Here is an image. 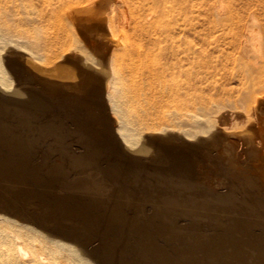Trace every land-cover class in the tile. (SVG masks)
<instances>
[{
    "label": "rangeland",
    "instance_id": "1",
    "mask_svg": "<svg viewBox=\"0 0 264 264\" xmlns=\"http://www.w3.org/2000/svg\"><path fill=\"white\" fill-rule=\"evenodd\" d=\"M75 1H76V3H78V4H80V5H78V4H76L75 3ZM81 1V2H80ZM60 0V3H59V0H58V5L59 6H57V8H56V10H58V11H60L61 13H59L60 15H61V17H62V19L64 20V23H61L60 24V22H63V21H61L62 19H60V15L59 14H56V15H59V16H57L56 18L57 19H60V20H57L56 21V18L52 21V19L50 20V19H46V20H44L43 21V23L41 24V25H44V26H40V29H39V31H38V36L40 37V39H42V41H44V40H46L47 38H49V36H51L52 35V31L54 30V27H55V30H54V32L55 31H57L56 32V34L58 33V32H60V30H61V28H62V30H61V32L62 31H64V28L63 27H66L67 28V31L68 30H73L74 28H75V32H77V33H75L74 31L72 32H70V31H66V28H65V31L64 32H62L63 34L61 35V32H60V34H58L57 36H58V39H59V41L58 40H56L59 44H57L56 42H54V43H56L55 45L57 46H55L54 44L53 45H51V47H56L57 49H55V47H54V49H55V51H54V49L53 48H49V49H44L45 50V52H44V50L42 51L43 52V54H44V59L45 58H47V59H45V61L47 62V65L49 64V62L51 61V59L54 57V58H56V59H52V60H56V62L55 63H53V64H56V65H53L52 64V66H50L51 65V63H52V61L50 62V68H51V70L53 71H55L56 69V74H55V72H52V75H51V80L52 79H54V81L55 82H60V81H68V80H70L71 81V79L73 78V77H75L74 78V80H78V78L76 77V76H78V70L84 65V63H81V61L83 60V59H85V57H86V53H89V56L92 54V56L93 57H89V58H92V60L93 61H95L96 59H97V61H95V62H101L102 61V54H101V52H99V51H102L101 49H99L100 47H102V45L103 44H106V43H108V44H113L114 43V45H113V48L115 47V48H119V47H121V46H124V44H126V43H121L122 41L123 42H125V41H128V39L130 38V34L128 33V36L127 35H125V32H128V30L130 29L128 26L129 25H133V21H134V16L132 15V8L130 9V6L131 5H129V7L126 5V3H124V2H121V0H114V2H113V4L115 5L114 6V15L112 14V12H110V13H108L109 14V16H115V20L117 19V17H118V21H115L114 20V18H112V20H113V22H112V20H111V18H109V20H110V25H112L110 28H106V27H104V28H101L102 26L101 25H99V24H96L97 22L99 23L100 22V20L102 21L105 17V15L104 14H101V13H93V15H95L94 17L91 15L92 14V12L91 13H86V11L88 12V8L87 7H90L93 3L91 2L92 0H87V3L88 4H83V2L84 3H86L85 2V0ZM91 3H90V2ZM116 1V2H115ZM119 1V2H118ZM123 1V0H122ZM134 2H132L133 3V5L132 6H134V4H135V2L137 1V0H133ZM169 1V0H168ZM167 1V2H168ZM174 1V2H173ZM184 1H186V0H184ZM183 0H170L169 2H168V5H166V3L167 2H165V1H162V3L160 4H158V5H155V7L157 6V8H154V6H153V8H152V6H150L149 7V9H157V11L156 12H154V14L153 15H151V16H149V17H147V18H150L149 20L146 18L145 19V27H144V31L146 32V33H143L142 32V35L144 34V36H142V40H143V42L145 43V44H149L150 43V41L152 42V40L153 41H156V40H154V39H162L161 40V44L162 45H166V44H169L170 42H172V41H174V40H177V43L179 42V43H182L184 40H189V41H197V39H196V36H197V34H195V33H191L192 31L193 32H195L197 29H199V30H197V31H200V30H202V29H208V27H209V25H211V21L209 20V19H211V18H208V17H211V16H213V15H215V11H216V9H215V5H216V2L217 1H222L225 5V7H229L230 9H231V11L235 14V15H237V17H238V24L236 25V32L237 33H239L240 35L242 34V32H243V29H244V27H245V25H247V21H248V19H250V16H253L254 17V19H255V23L256 24H258L259 25V27H260V31H261V34H262V39H264V0H188L187 2H184ZM191 3H190V2ZM72 3V7H71V5L69 6L68 4H66V3ZM165 4H164V3ZM171 2V3H170ZM173 2V3H172ZM180 2L182 3V4H180ZM185 4H184V3ZM63 3V4H62ZM74 3L76 4L75 6H74ZM120 4V7L121 6H124V5H126L127 7H119L118 8V6H119V4ZM124 3V4H123ZM170 3V4H169ZM190 3V4H189ZM64 4L67 6H69L67 9H65L66 8V6H64ZM82 4H83V6H82ZM90 4V5H89ZM118 4V5H117ZM172 4V7L170 6ZM180 4V5H179ZM190 5V8H191V6H192V9L190 10V8L188 9V6ZM78 5V6H77ZM86 7H85V6ZM89 5V6H88ZM135 5H137V3L135 4ZM162 5V6H167V9L166 8H164V9H162L163 7L160 6ZM177 8L178 6H179V8H181V9H179V8H177L178 9V12H177V10L176 9H174L175 7ZM184 5V6H183ZM186 5H188V6H186ZM60 6H62V8L60 7ZM63 6L65 7L64 9H63ZM117 6V7H116ZM164 6V7H165ZM183 6V7H182ZM82 7H83V9H82ZM158 7H160V8H158ZM170 7V8H169ZM186 7V8H185ZM58 8H61V9H58ZM75 9V11L73 12V11H71V10H73V9ZM80 8L81 9V11H78V9ZM84 8H86L85 9V14L87 15H85V16H83L84 14H80V13H83L84 12ZM123 8H124V11H125V14H127V16L125 15V14H122V11H123ZM127 8H129L128 10L129 11H126V9ZM148 8V7H147ZM172 8L176 11V16H174L173 15V13H175V12H172V11H174V10H172ZM184 8V9H183ZM76 9H77V11H76ZM79 9V10H80ZM120 9H122V10H120ZM162 10L161 12H162V14H163V12H165L166 14L167 13H169V15L167 14V16H168V18L166 17V14L164 13L163 15L161 14V16H160V14H158L160 11L159 10ZM170 9V10H169ZM62 10L64 11V14L65 15H67V18L65 17V15L63 14V12H62ZM68 10H70V12H71V14H72V12H73V14L74 15H72L71 16V18H72V20H71V18H70V16L68 17V14L69 15H71L70 14V12H68ZM117 10H119V14H118V11ZM130 10H131V12H130ZM148 10V9H147ZM164 10H169L168 12L167 11H164ZM180 10H181V13L183 14V15H181L180 14ZM191 11V12H189V11ZM58 11H57V13H58ZM124 11H123V13H124ZM188 11V12H187ZM77 12V13H76ZM79 12V13H78ZM116 12V13H115ZM129 12H130V15H129ZM149 12V11H148ZM172 14H171V13ZM66 13H68V14H66ZM157 13V14H156ZM189 13H190V15H189ZM76 14H77V16H76ZM96 14H97V16H96ZM115 14H118V15H120V16H118V15H115ZM156 14V15H155ZM78 15H79V18H78ZM83 16V18H82V16ZM104 15V16H103ZM122 15V16H121ZM173 15V16H172ZM180 16L181 15V17L179 18L178 16ZM187 15H189L188 17H187ZM91 17V18H87V17ZM117 16V17H116ZM130 16V17H129ZM171 17V19H170V17ZM192 17V19H190L191 17ZM97 17V18H96ZM123 18V17H125V19L127 18V22H123L124 20V18L122 19L123 21L122 22H120L121 21V18ZM152 17L154 18L153 20L155 21V23H154V21L153 22H150V21H152ZM161 17V18H160ZM177 17V18H176ZM185 17V18H184ZM190 17V18H189ZM206 17H207V19L210 21L209 23H208V20L206 19ZM75 18H77V20L75 19ZM128 18H131V19H133V20H131V19H128ZM156 18V19H155ZM173 18H175V19H173ZM182 18V19H181ZM81 19V20H80ZM167 19V20H166ZM190 19V20H189ZM65 20H66V22H65ZM78 21V22H80L79 24L77 23V22H73V21ZM82 20H84V21H86L87 20V22H89V23H85L84 21L82 22ZM106 20V19H105ZM120 20V21H119ZM128 20H130L129 22H128ZM157 20H159V21H157ZM172 20H177L176 21V23L177 22H179L180 24H182L183 25V28H181L182 26L179 24V23H175V21H173L172 22ZM179 20H182V21H179ZM45 21H49L48 23H45L44 24V22ZM56 21V22H55ZM60 21V22H59ZM67 21H69V24L67 23ZM96 21V22H95ZM126 21V20H125ZM148 21H149V23L151 24V25H153L154 27L153 28H151L152 26H150V24L148 23ZM183 21H185V22H183ZM55 24H54V23ZM71 22H72V25H71ZM82 22V23H81ZM112 22V23H111ZM115 22V24H116V22H117V24L118 23H121L120 25L118 24H116L117 25V27H116V25L114 26V23ZM163 22V23H162ZM173 24H172V23ZM73 23H77V25L75 26V24L73 25ZM129 23V24H128ZM131 23V24H130ZM168 25H167V24ZM172 25V29H171V27H170V24ZM186 23H188L187 25H186ZM51 25V24H53V25H51V29H48L47 27L48 26H46L45 27V25ZM59 24V25H58ZM64 24L66 25V26H64ZM82 24V25H81ZM85 24H86V26H85ZM89 24V25H88ZM90 24H92L93 25V29L92 28H90V27H92V25H90ZM94 24L95 25H97V26H99L98 28H96L97 26H94ZM163 24V25H162ZM175 24V26H173ZM191 24V25H190ZM195 24V25H194ZM56 25V26H55ZM60 25H63V26H61L60 27ZM69 25V26H68ZM80 25V26H79ZM84 25V26H83ZM126 27H125V26ZM157 25V26H156ZM195 27H194V26ZM59 26V27H58ZM70 26H73L72 27V29H71V27ZM113 26H114V28H113ZM120 26V27H119ZM125 28H124V27ZM168 26V27H167ZM185 26V27H184ZM187 26V27H186ZM189 26L191 27V28H189ZM43 27H44V29L46 28L47 30H44L43 29ZM77 27H78V29L80 30H78L77 29ZM83 27V28H82ZM85 27V28H84ZM88 27V28H87ZM95 27V28H94ZM122 27V29H125L124 31L122 30V29H120ZM164 29H163V28ZM176 27V28H175ZM196 28V29H194V28ZM204 27H206V28H204ZM41 28L44 30V31H42L41 30ZM56 28H57V30H56ZM59 28V29H58ZM129 28V29H128ZM149 29V30H147L146 31V29ZM156 28H158V29H155ZM161 28H162V30H161ZM166 28V29H165ZM177 29L178 28V30H180V31H178L179 33H177V31L175 30V29ZM187 28H189V29H187ZM85 29V30H84ZM91 29V31H93V33L91 32V31H89ZM100 29V30H99ZM109 30L110 29V31H107V30ZM111 29H113V31L115 32V34H116V32H117V34L119 35V37L122 39V37L124 38V39H122V41H121V39H118L119 37H114L113 35H112V31H111ZM195 31H194V30ZM51 30V31H50ZM85 32H84V31ZM96 30V31H95ZM103 30H105V31H103ZM118 30H122V31H118ZM159 30V31H158ZM162 32H161V31ZM171 32H170V31ZM47 31V32H46ZM50 31V32H49ZM83 32V34H82V32ZM100 31V32H99ZM154 33H153V32ZM157 33H156V32ZM166 31V32H165ZM184 31V32H186V34H187V36L186 37H184V36H182V32ZM189 31H190V33H189ZM41 32L43 33V35L41 34ZM46 32V35H44V33ZM67 32V33H66ZM95 32H96V34L97 35H95ZM105 32V33H104ZM109 32H112V33H109ZM121 32H124V34L123 33H120ZM149 32V34H147ZM161 32V33H160ZM49 33V34H48ZM51 33V34H50ZM71 33H74V34H71ZM80 33V34H79ZM151 33V34H150ZM153 33V34H152ZM155 33H156V35H155ZM160 33V34H159ZM171 33L173 34V35H171ZM40 34V35H39ZM65 34V36H63ZM67 34H69V35H71V39H69V37H67L68 35ZM79 34V35H78ZM86 34V35H85ZM99 34H101V36H102V34H103V36L102 37H104V35L106 36V35H108V38L106 37H104V38H102V39H100L101 37H100V35ZM109 34H111V37L109 36ZM127 34V33H126ZM147 34V35H146ZM176 34V35H175ZM181 34V35H180ZM73 35V36H72ZM75 35V36H74ZM76 35L78 36V37H76ZM82 35H85V36H87V37H85V38H82V37H84V36H82ZM148 35H149V38H146V37H148ZM153 35H155V37L153 36ZM161 35V36H160ZM170 35V36H169ZM42 36H45V37H42ZM89 36H93V37H91V38H89ZM99 36V37H98ZM122 36V37H121ZM126 36V37H125ZM152 36H153V38H152ZM157 36V37H156ZM175 36H177V37H175ZM180 36V37H179ZM42 37V38H41ZM64 37V38H63ZM82 39H81V38ZM114 37V38H113ZM127 37H128V39H127ZM175 37V38H174ZM61 38H63V39H61ZM87 38H89V39H87ZM93 38V39H92ZM110 38H113V39H116V42L117 43H115V40H113V39H110ZM148 39V41L146 40V39ZM152 38V39H151ZM171 38V39H170ZM174 38V39H173ZM66 41H65V40ZM67 39H69V43L71 44H68V46H67V43H68V41H67ZM73 39H78L76 42H75V40H74V42L72 41ZM80 39H81V41H80ZM84 39H86V40H84ZM93 40L94 41V39H96L95 41L96 42H94L95 44L93 45V47H92V43H91V40ZM100 39V40H99ZM105 39V40H104ZM108 39V40H107ZM61 40H62V43H60L61 42ZM82 40H84L85 42H83ZM102 40H104L105 42H103ZM118 40H120L119 41V43L120 44H122V45H120L119 43H118ZM172 40V41H171ZM89 41V42H88ZM111 41H114V42H112L111 43ZM78 42V43H77ZM79 42H81V45H79L77 48H80L79 49V51H78V49H76V48H74L75 46H77L78 44H80ZM86 42H88L87 44H86ZM100 42H101V44H100ZM110 42V43H109ZM146 42H149V43H146ZM185 42V41H184ZM183 42V43H184ZM65 43V44H64ZM85 43V44H84ZM91 43V44H90ZM61 44V45H60ZM74 44V46H72ZM77 44V45H76ZM90 44V45H89ZM116 44H117V46H116ZM63 45H65V47L67 46L68 47V49L66 48V50H64L65 49V47L63 46ZM86 45V46H85ZM87 45H89V47L87 46ZM98 45V46H97ZM118 45H120V46H118ZM239 45H241V42L239 43ZM70 46V47H69ZM60 47V48H59ZM62 47H64L62 50H61V48ZM86 47H87V49H86ZM92 47V48H91ZM60 50H59V49ZM72 48H74V49H76L77 51H74ZM90 48H91V50H90ZM93 48H97V49H93ZM51 49V51H49ZM81 49H83V52L84 51H86V53L84 54H82L81 56H80V54H81ZM86 49V50H85ZM47 50V51H46ZM52 50H53V52H52ZM57 50V51H56ZM59 50V51H58ZM68 50H70V51H68ZM63 51H65V53L63 52ZM75 53H74V52ZM89 51V52H88ZM93 51H97V52H93ZM47 52V53H46ZM51 52V53H50ZM60 52H61V54H60ZM63 52V53H62ZM70 54V59H72V60H70L69 59V57H68V53ZM76 52H78L77 54H76ZM98 52H99V59H98V57L96 56V54H98ZM55 53V54H54ZM59 53V54H58ZM71 53H72V55H71ZM95 53V54H94ZM52 54H53V56H52ZM58 55L59 56V58L58 57H55V55ZM63 54H65V55H63ZM50 55H51V57H50ZM56 55V56H57ZM63 55V56H62ZM73 55H75L74 57H73ZM95 55V56H94ZM62 56V57H61ZM65 56V57H64ZM77 56H79V57H82L81 59L78 57V58H76ZM85 56V57H84ZM87 56H88V54H87ZM64 57V58H63ZM95 57V58H94ZM49 58H50V61H49ZM58 58V59H57ZM61 58V60H59ZM73 58L75 59V60H73ZM100 58H102V59H100ZM69 59V60H68ZM77 59V60H76ZM79 59V60H78ZM58 60V61H57ZM81 60V61H80ZM76 61V62H75ZM77 61H78V64H76L77 63ZM59 62H61V63H59ZM67 64H66V63ZM69 62V63H68ZM71 62V63H70ZM116 62H118V61H114V65H115V67H117V70L119 69L120 71H121V73H119V76L121 75V76H123V78L121 77V79H123L122 80V82L125 80V82H123V83H125V84H123V86H125L124 88H125V91H128L130 94H129V98H130V101L133 103H135V101H134V99H133V97L134 98H136V95H137V92H135L136 90L135 89H137L138 87H137V82H135V81H138V79L136 80V78H137V74L135 73V72H125L124 71V73L122 72L124 69L120 66V63L118 62V64L116 63ZM64 63V64H63ZM73 63H75L76 65L74 66V64ZM81 63V64H80ZM70 64H71V66L72 67H70ZM83 64V65H82ZM60 65V66H59ZM65 65H67V67L65 66ZM54 66H56L57 68H55L54 69ZM79 66H81L80 68H78ZM84 66H86V65H84ZM70 67V68H69ZM78 68V69H76V68ZM63 68V69H62ZM90 67H88V69H89ZM70 69V70H69ZM74 69H76V71L74 72ZM59 70V71H58ZM63 72H61V71ZM73 70V71H72ZM89 70H91V68L89 69ZM118 70V71H119ZM67 71V72H66ZM69 71V72H68ZM78 71V72H77ZM20 72V73H19ZM25 72V73H24ZM27 72V73H26ZM59 72V73H58ZM65 72V73H64ZM76 72H77V74H76ZM11 73H12V71H11ZM22 73V74H21ZM31 72L30 71H28V70H21V71H16V73L15 72H13V83L15 84V85H17V86H19V87H26L27 86V88H28V86H30L28 83H30L32 80H36V77L34 76V74L32 73V75L35 77L34 79H32L33 78V76L30 74ZM53 73L57 76H55V75H53ZM67 73V74H66ZM69 73H71V74H74V75H70ZM131 73V74H130ZM135 73V74H134ZM17 75L18 74V76H19V80H18V78L15 76V75ZM20 74V75H19ZM28 74V75H27ZM63 74H64V76H63ZM66 74V75H65ZM122 74H124V75H122ZM130 76H129V75ZM235 74H237V72H235ZM22 75H23V77H22ZM26 75H27V77H26ZM31 75V76H30ZM126 75H128V77H129V79L131 80V79H133L134 80V82H135V84L136 85H134V87H132V86H130V85H132V84H134V82H133V80H129L128 79V77L126 78ZM132 75H133V77H132ZM135 75V76H134ZM65 76H68V77H65ZM25 77H26V79H25ZM29 77V78H28ZM70 77H72V78H70ZM130 77H132V78H130ZM14 78H15V80H14ZM17 78V79H16ZM24 79V81L22 80V79ZM31 78V79H30ZM56 78H58V80L56 79ZM28 79H30V80H28ZM56 79V80H55ZM65 79H67V80H65ZM128 79V80H127ZM73 80V79H72ZM102 80H104L103 78H102ZM100 81V82H98V84H93L92 86H91V88L88 90V92H85V94H83V93H81V94H79V95H75V94H73L72 92H67V90L66 89H63L61 86L60 87H58V88H56L55 90H50L48 87H46L45 86V84L44 83H41V84H44V85H41V87L42 88H40V87H38L37 88V91L38 92H40L41 94H43V96L45 97V98H47V99H42L43 100V102L45 103V106H44V108L45 109H32V108H30L29 109V107H26V106H24V107H26V108H24V107H21V105H19V103H13V102H5V101H2V99L0 98V119L4 122V123H2L1 122V120H0V140H1V143H0V157L1 156H3V157H1L0 158V210H2V211H5V212H7V213H11L12 215H15V216H20L21 217V215H22V217H24V216H26L27 214V218L28 219H32L31 221L32 222H34V224L35 225H37V226H39V227H42V228H45L47 231H54V232H57L58 234H60V236H66V237H68V238H70L71 239V241H73V242H75V243H77L78 242V244L80 243L81 245L83 244V246L85 247V248H87L88 249V253H89V255H93L91 258L94 260V261H96V263L97 264H117L118 262L117 261H119V263L118 264H128V261L127 260H129L130 259V261L131 262H129V264H149V263H153L154 261V263L153 264H156V263H158V264H162L164 261L166 262L167 261V263L168 264H170L169 262H171L172 261V263L174 264V263H179V264H211L212 262H213V264H234V263H240V264H260V262L262 261L263 262V260H264V242H263V244H262V246H261V242H262V240H264V234H263V232H264V222L262 223V221H264V182H263V178H262V173L264 172V159L262 158V156H260L259 154H260V151L258 150V147L256 146V145H249V144H244L243 146L241 145L240 147V151L242 150V151H244V152H239V154H238V162L234 165V169H230L228 172H227V170H226V168H218V167H214V168H211V161L210 160H207L204 156H203V152H209V153H214L215 152V150L213 151V147L215 146V149H217V147H219V148H221L222 147V145L224 144V142L226 141L225 140V138H226V136L228 137V136H230V137H236V135H234V134H227L226 136L225 135H223V133L225 134V132H223V131H221V134L220 135H216V136H214V137H212V142L214 143V145H211V144H208V143H206L205 141H204V139H203V137H200V135H192V136H190V137H188V138H185V137H183V136H176V135H173V136H171V135H168L169 133H166V134H164V133H159V131H152L151 132V136H150V139H149V141L147 142V144H146V149H147V152H145L144 154H141L140 152V154L139 153H137V151L135 152V151H131V150H129L127 147H125L126 145L124 144V142H121V140L122 139H120V137H119V135H118V133L115 131V121H114V114H112L111 115V112L109 111V109H107V107H106V104H105V100L103 99V97H104V92L103 91H105V85H103V84H105V80L104 81ZM24 83H23V82ZM30 81V82H29ZM53 81V80H52ZM128 81V82H127ZM129 81L132 83V84H130L129 83ZM17 82V83H16ZM20 82V83H19ZM100 83L104 86H102V85H100ZM129 83V84H128ZM22 84H24V85H22ZM27 84V85H26ZM128 84V85H127ZM97 86V88L95 87V86ZM127 86V87H126ZM130 86V87H129ZM46 87V88H45ZM93 87H94V89H93ZM99 87H101V88H99ZM132 87V89H130ZM136 87V88H135ZM45 88V89H44ZM59 88H61V91H60V89ZM126 88H128L127 90H126ZM135 88V89H134ZM48 89V90H47ZM59 89V90H58ZM101 89V90H100ZM103 89V90H102ZM133 89H134V91H133ZM41 90H42V92H41ZM44 90V91H43ZM46 90V91H45ZM57 90V91H56ZM63 90H66V91H63ZM130 90H132V92H130ZM242 87H241V84L239 83V81H237V80H233L232 81V83H231V89H230V92L231 93H229V94H227V95H223L222 97H226V96H232V97H235V96H238V95H240L241 94V92H242ZM63 91V92H62ZM92 91H94V93L92 92ZM100 91V92H99ZM102 91V92H101ZM57 92V93H56ZM60 92V93H59ZM98 92V93H97ZM133 92H135L136 93V95H134V93ZM52 93V94H51ZM64 93V94H63ZM67 93H68V96H67ZM93 93V94H92ZM100 93V94H99ZM131 93H132V95H131ZM55 94V95H54ZM60 94V95H59ZM83 94V95H82ZM49 95H51V96H49ZM58 95V96H57ZM96 95H98V96H96ZM127 95H128V93H127ZM50 98H49V97ZM57 96V97H56ZM64 96H65V98H64ZM76 96V97H75ZM84 96V97H83ZM130 96H132V97H130ZM56 97V98H55ZM60 97V98H59ZM73 97H74V99H73ZM83 97V98H82ZM87 97V98H86ZM90 97V98H89ZM94 97V98H93ZM99 97V98H98ZM69 98V99H68ZM92 98V99H91ZM96 98V99H95ZM78 99V100H77ZM85 99V100H84ZM98 99L99 100H101V103H100V101H98ZM81 100H83L82 102H81ZM94 101V102H93ZM104 101V102H103ZM4 102V103H3ZM58 102V103H57ZM81 102V103H80ZM129 102V101H128ZM131 102H129L130 103V106H128V107H132L133 105H136L137 106V104L135 103V104H132L131 105ZM97 103H98V105H97ZM103 103V104H102ZM1 104H2V106H1ZM12 106H11V105ZM60 104V105H59ZM91 104V105H90ZM93 104V105H92ZM8 107H7V106ZM68 105V106H67ZM80 105H82V106H80ZM84 105V106H83ZM100 105H102V106H100ZM11 106V107H10ZM23 106V105H22ZM58 106V107H57ZM3 107V108H2ZM5 107V108H4ZM94 107V108H93ZM102 107H104V108H102ZM134 107V106H133ZM132 107V112H133V114L134 115H136L135 113L137 112V111H135L136 109L135 108H137V107H135V108H133ZM91 108V109H90ZM100 108H101V110H100ZM9 111V113L7 114V110ZM98 109V110H97ZM12 111V113H11V111ZM21 110H23V111H21ZM27 110H29L30 112H31V114H30V112L29 111H27ZM32 110V111H31ZM40 110V111H39ZM42 110H44V111H46V112H42ZM56 110H57V112H56ZM69 110V111H68ZM108 110V111H107ZM83 111V112H82ZM94 111V112H93ZM101 111V112H100ZM16 112H18V113H16ZM39 112H41V114H39ZM54 112V113H53ZM60 114H59V113ZM64 112V113H63ZM80 114H82V115H79V113ZM5 113V114H4ZM16 113V114H15ZM24 113H25V115H24ZM34 113V114H33ZM96 113L98 114V116L96 115ZM100 113H101V115H100ZM49 114V115H48ZM57 114V115H56ZM75 114V115H74ZM87 114H88V116H87ZM19 115V116H18ZM27 115V116H26ZM30 115V116H29ZM63 117H62V116ZM60 118H59V117ZM84 116V117H83ZM101 116H103V117H101ZM82 117V118H81ZM18 118V119H17ZM41 118V119H40ZM44 118V119H43ZM46 118H48L47 120H46ZM54 118V119H53ZM63 119H64V121H63ZM87 119V120H86ZM14 120V121H13ZM19 120H20V122H19ZM43 120V121H42ZM90 120H92V121H90ZM107 121V123H106V121ZM25 121V122H24ZM45 121V122H44ZM100 121V122H99ZM48 122V123H47ZM91 122V123H90ZM93 122V123H92ZM34 123V124H33ZM69 123H71L70 125H68ZM100 123V124H99ZM3 126H2V125ZM36 124V125H35ZM93 124V125H92ZM107 124H109V127H108V125ZM23 125V126H22ZM38 125V126H37ZM44 125V126H43ZM74 125V126H73ZM106 125V126H105ZM27 126V127H26ZM35 126V127H34ZM39 126H41L40 128H39ZM65 126V127H64ZM73 127V129H72V127ZM10 127V128H9ZM24 127H25V129H24ZM53 127V128H52ZM57 127V129L58 130H56L55 128ZM5 128H6V130H5ZM31 128V129H30ZM62 128H64V129H62ZM86 130H85V129ZM30 129V130H29ZM45 129V130H44ZM47 129H48V132H47ZM61 130V132L59 133V131ZM70 129V130H69ZM88 129V130H87ZM10 130V131H9ZM16 130V131H15ZM29 130V131H28ZM33 130V131H32ZM35 130V131H34ZM54 131V135H53V131ZM65 130V131H64ZM67 130V131H66ZM75 130V131H74ZM2 131H4L3 133H2ZM8 131V132H7ZM15 131V132H14ZM39 131V132H38ZM63 131V132H62ZM71 133H70V132ZM76 131H77V133H78V135H76ZM83 131H85V132H83ZM87 131V132H86ZM250 131H251V129H247V128H241V129H238L237 130V132H239L240 133V137H242L243 139H246V140H248V138H249V133H250ZM12 132V133H11ZM34 132V134H32V133ZM37 132V134H35ZM46 132L47 133H51L50 135L49 134H46ZM64 132H65V134H64ZM69 132V133H68ZM80 132V133H79ZM83 132V133H82ZM172 132H176V129L175 130H172ZM7 135H9V136H7ZM43 133H44V135H43ZM73 133H75V135L73 134ZM85 133V134H84ZM91 133V134H90ZM13 134H15L14 136H13ZM18 134V135H17ZM41 134V135H40ZM58 134H59V136H58ZM60 134H62V135H60ZM67 134V135H66ZM73 134V135H72ZM89 136V135H91V137L89 136H87V135ZM12 135V136H11ZM27 135V136H26ZM52 135V136H51ZM66 135V136H65ZM81 137H80V136ZM18 136H20V137H22V138H19ZM16 137V138H15ZM84 137V138H83ZM9 140H8V139ZM11 138H12V141H11ZM19 138V139H18ZM59 138H60V140H59ZM64 138V140H65V142H64V140H62ZM93 138V139H92ZM237 138H239V136L237 137ZM6 139H7V141H6ZM17 139V140H16ZM85 139V140H84ZM88 139V141H86ZM14 140V141H13ZM16 140V141H15ZM25 140H27V141H25ZM63 142H62V141ZM89 140H90V142L92 143V144H89L90 142H89ZM91 140H94V141H91ZM9 141V142H8ZM21 141V142H20ZM89 142V143H88ZM12 143V144H11ZM21 143V144H20ZM51 143L53 144V145H51ZM59 143V144H58ZM68 143V144H67ZM5 144V145H4ZM15 144H17V145H15ZM20 144V145H19ZM29 144V145H28ZM124 144V145H123ZM57 145V146H56ZM94 145V146H93ZM248 147H247V146ZM2 146V147H1ZM5 146H6V148H5ZM9 146V147H8ZM51 146V147H50ZM56 146V147H55ZM68 146H70L69 148H68ZM71 146H72V148H71ZM250 146H251V148H250ZM73 147H75V148H77V149H75V148H73ZM95 147H97L96 148V151L94 150L95 149ZM98 147H99V152H98ZM253 147V148H252ZM5 148V149H4ZM9 148V149H8ZM11 148V149H10ZM57 148H58V152H57ZM94 148V149H93ZM100 148H103V149H100ZM105 148V149H104ZM8 149V150H7ZM47 149V150H46ZM67 149V150H66ZM86 150V152H85V150ZM127 149V150H126ZM256 149L258 150V153H257V151H256ZM43 150H46V151H43ZM78 150V151H77ZM79 150H80V153H79ZM82 150V151H81ZM106 150H107V153H106ZM15 151V152H14ZM51 151V152H50ZM69 151H70V153H73V154H71L70 156H69ZM56 152H57V154H56ZM59 152H61V154L59 153ZM62 152H63V154H62ZM82 152V153H81ZM87 152H89V153H87ZM105 152V154H103V153ZM130 152H131V154H130ZM133 152V153H132ZM6 155H5V154ZM10 153L12 154V155H14L13 157L15 158V160H14V158L12 157V155H10ZM14 153V154H13ZM24 153V154H23ZM45 153V154H44ZM50 153H51V155H50ZM52 153H53V155H52ZM98 153V154H97ZM135 153V154H134ZM137 153V154H136ZM2 154V155H1ZM16 154V155H15ZM49 154V155H48ZM60 154V155H59ZM77 154H81V155H78V156H76ZM91 154V155H90ZM95 154H96V156H95ZM129 154V155H128ZM133 154V155H132ZM256 154V155H255ZM257 154H258V156H257ZM25 155V156H24ZM39 155V156H38ZM89 155V156H88ZM179 155V156H178ZM249 155H251V156H249ZM254 155H255V157H254ZM20 156L22 157V158H20ZM46 156H48V157H46ZM60 156V157H59ZM73 156V158H71ZM79 156H80V158H82L81 160H80V158H79ZM82 156V157H81ZM128 156H130V157H128ZM134 156H135V158H134ZM180 156L182 157V158H180ZM11 159H10V158ZM19 157V158H18ZM44 157V158H43ZM62 157V158H61ZM75 157H77V158H75ZM98 157H99V159H98ZM104 157V158H103ZM105 157H107V158H105ZM128 157V158H127ZM134 158V161L132 160V159H130V158ZM179 157V158H178ZM242 157V160L240 159ZM261 157V158H260ZM5 158H6V160H5ZM13 158V159H12ZM45 158H48L47 160L45 159ZM49 158H51V161H50V159ZM52 158H54V159H52ZM97 158V159H96ZM185 158V159H184ZM248 158H250V159H248ZM258 158H260L259 160H258ZM18 159H20V160H18ZM28 159V160H27ZM43 159V160H42ZM58 159V160H57ZM89 159H91V160H89ZM94 159V160H93ZM124 159V160H123ZM130 159V160H129ZM185 160V161H187L189 164H192L194 161H196V162H198V168L201 170V172L202 173H204V175H202V176H200V175H198L197 173H196V171H194L195 170V165L193 166V167H191L190 168V171H188V169L187 170H179L178 168H174V167H171V166H169V165H171V164H173V163H175L176 161H179V160ZM240 159V160H239ZM248 159V160H247ZM2 160V161H1ZM3 160L5 161V163L3 162ZM11 160H12V162H11ZM45 160V161H44ZM55 160V161H54ZM61 160V161H60ZM87 160V161H86ZM89 160V161H88ZM116 160H120V163H119V161H117L116 162ZM124 162H123V161ZM251 160H252V162H251ZM254 160V161H253ZM6 161H7V165H6ZM10 161V162H9ZM31 161V162H30ZM42 161H44V162H42ZM57 161V162H56ZM63 161H64V163H63ZM85 161V162H84ZM123 162V164L124 163H127V164H122V162ZM128 161V162H127ZM244 161H245V163H244ZM256 161V162H255ZM62 162V163H61ZM76 164H75V163ZM78 162H80L81 163V165H80V163H78ZM82 162H83V164H84V166H83V164H82ZM131 162V163H130ZM240 162V163H239ZM4 163V164H3ZM9 163V164H8ZM25 165H24V164ZM45 163V164H44ZM48 163V164H47ZM51 163H52V165H51ZM57 163V164H56ZM65 164V165H64ZM89 164V165H88ZM103 164V165H102ZM131 164V165H130ZM258 164V165H257ZM262 164H263V167H261L262 166ZM12 165V166H11ZM40 165V166H39ZM45 165V166H44ZM54 165V166H53ZM63 167H62V166ZM78 166V167H74V166ZM87 165V166H86ZM99 167L98 168V170H97V166ZM107 166V168H106V166ZM239 165H240V168H239ZM250 165V166H249ZM259 167H257V166ZM8 166V167H7ZM11 168H10V167ZM37 166V167H36ZM47 166H48V168H47ZM68 166H69V169H68ZM80 166H82V168L80 167ZM140 166V167H139ZM237 166H238V168H237ZM249 166V167H248ZM18 167V168H17ZM26 167V168H25ZM45 167V168H44ZM84 167H86V168H84ZM103 167V168H102ZM109 167V168H108ZM113 167H115L114 169H113ZM129 167V168H128ZM152 167H155V169L153 168L152 169ZM158 167H160V168H158ZM168 167H170V169L168 168ZM245 167V168H244ZM247 167V168H246ZM254 169H253V168ZM5 168V169H4ZM15 170H13V169ZM25 168V169H24ZM29 168V170H27ZM56 168V169H55ZM59 168V169H58ZM67 168V169H66ZM112 170H111V169ZM132 168V169H131ZM163 168V169H162ZM165 168V169H164ZM211 168V169H210ZM216 168H218V170L220 171H218ZM249 168V169H248ZM252 168V169H251ZM11 169H12V171H11ZM48 169H51V170H48ZM59 170V172H58V170ZM66 169V170H65ZM77 169H79V170H77ZM83 169H85V170H83ZM90 169V170H89ZM93 169V170H92ZM95 169V170H94ZM107 169V170H106ZM118 169L120 170V171H118ZM123 169V170H122ZM134 169V170H133ZM143 169V170H142ZM146 169V170H145ZM152 169V170H151ZM176 169H177V174H176ZM237 169V170H236ZM245 169V170H244ZM261 169V170H260ZM2 170H5V171H2ZM24 170V171H23ZM32 170V171H31ZM44 170V171H43ZM48 172H47V171ZM52 170H54V171H52ZM64 170V171H63ZM81 170H83V171H81ZM97 170V171H96ZM100 170H102V171H104V172H102V171H100ZM115 170V171H114ZM118 172H117V171ZM128 170H129V172L130 173H133L134 174V172H135V174H134V176H133V174H130L129 172H128ZM133 170V171H132ZM160 170V171H159ZM165 170V171H164ZM241 170V171H240ZM253 170V171H252ZM255 170V171H254ZM263 170V171H262ZM14 171V172H13ZM29 173H28V172ZM42 171V172H41ZM46 171V172H45ZM81 171V172H80ZM88 171V172H87ZM110 171V172H109ZM128 173H127V172ZM145 171H147L146 173H145ZM151 171V172H150ZM171 171H175V172H171ZM179 171V172H178ZM182 171V172H181ZM190 173L191 171H192V173H188V172ZM234 171H236V172H238V174L235 172L234 173ZM248 171H250V173L248 172ZM251 171H252V173H251ZM260 171H261V173H260ZM7 172V173H6ZM12 172H13V174H12ZM23 172V173H22ZM25 172V173H24ZM67 172V173H66ZM73 172V173H72ZM78 172V173H77ZM85 172V173H84ZM97 172L99 173V174H97ZM108 172V173H107ZM154 172V173H153ZM160 172H162V174L160 173ZM221 172H223V173H221ZM226 172V173H225ZM10 173V174H9ZM18 173V174H17ZM22 173V174H21ZM51 174V175H49V174ZM57 173V174H56ZM71 173H72V175H71ZM86 173L88 174V173H91V174H88V175H86ZM116 173H118V174H116ZM148 173V174H147ZM154 175H153V174ZM155 173H157V174H155ZM175 173V174H174ZM181 173V174H180ZM184 173V174H183ZM195 173H196V176H194L195 175ZM216 173V174H215ZM236 174V175H234V174ZM242 173H243V175H242ZM2 174V175H1ZM4 174V175H3ZM8 174H9V176H8ZM25 174V175H24ZM36 174V175H35ZM41 174H43V175H41ZM60 176H59V175ZM62 174V175H61ZM67 174V175H66ZM111 175V174H114V175H112V176H108V175ZM127 174V175H126ZM151 174V175H150ZM165 174H167V175H165ZM180 174V175H179ZM193 175V177H192V175ZM218 174V175H217ZM220 174L221 175H224V176H220ZM246 174V175H245ZM260 174V175H259ZM46 175V176H45ZM54 175V176H53ZM70 175V176H69ZM84 175V176H83ZM93 175V176H92ZM99 175V176H98ZM129 175H131V176H129ZM139 177H138V176ZM147 176V178H146V176ZM155 175H157V176H155ZM162 175H163V177H162ZM179 175V176H178ZM187 175H188V178L186 179V177H187ZM205 175H206V177H205ZM218 177H217V176ZM232 177H230V176ZM233 175L235 176V177H233ZM252 176V177H249V176ZM4 176V177H3ZM22 176V177H21ZM29 176V177H28ZM41 176H42V178H41ZM45 176V177H44ZM90 177V178H88V177ZM95 176V177H94ZM101 176V177H100ZM109 178H108V177ZM114 176H116V177H114ZM119 176V177H118ZM150 176V177H149ZM198 176H199V178H200V180H199V178H198ZM220 176V177H219ZM229 176V177H228ZM237 176V177H236ZM242 176V177H241ZM246 176V177H245ZM247 176H248V178H247ZM258 176V177H257ZM2 177V178H1ZM5 177H6V182L4 181L3 182V179L5 180ZM9 177V178H8ZM33 177V178H32ZM37 177V178H36ZM44 177V178H43ZM106 177V178H105ZM137 177V178H136ZM158 177V178H157ZM183 177V178H182ZM202 177V178H201ZM216 177V178H215ZM224 179H223V178ZM227 177V178H226ZM261 177V178H260ZM13 178V179H12ZM15 178V179H14ZM46 178V179H45ZM51 178V179H50ZM56 178V179H55ZM58 178V179H57ZM87 178V179H86ZM93 178H95V179H93ZM100 178V179H99ZM123 178V179H122ZM128 178V179H127ZM130 178V179H129ZM132 178V179H131ZM138 178L140 179V180H138ZM167 178V179H166ZM177 178V179H176ZM179 178V179H178ZM185 178V179H184ZM191 178H194V181H195V179L196 180H199V181H196V182H194L193 181V179H191ZM198 178V179H197ZM205 180H204V179ZM225 178L227 179V180H225ZM233 178H235L236 179V181H235V179H233ZM240 178V179H239ZM252 178H254V179H252ZM9 179V180H8ZM25 179V180H24ZM36 179H38V180H36ZM44 179V180H43ZM105 179V180H104ZM110 179H111V181H110ZM118 181H117V180ZM143 179V180H142ZM151 179V180H150ZM157 179V180H156ZM190 179V181H186V180H189ZM222 181H221V180ZM243 179V180H242ZM245 179V180H244ZM258 179H260V180H258ZM8 180V181H7ZM15 180H17V181H15ZM26 180H27V182H26ZM73 180V181H72ZM87 180V181H86ZM133 180V181H132ZM136 180H138L137 181V183L139 182V183H142V184H137L136 183ZM153 180V181H152ZM182 180V181H181ZM231 180V182H229ZM233 180V181H232ZM240 180H241V182H240ZM255 180H257V181H255ZM10 181V182H9ZM62 181V182H61ZM94 181V183H92ZM103 181V182H102ZM109 181H110V183H109ZM116 181H117V183H118V186H117V184H115L114 185V183H116ZM142 181V182H141ZM149 181V182H148ZM157 181V182H156ZM165 181V183H163ZM178 181H180V184L178 183V184H176ZM193 181V182H192ZM221 181V182H220ZM234 181L236 182V183H238V184H236V183H234ZM248 181V182H247ZM253 181H255V182H253ZM3 182V183H2ZM9 184H8V183ZM31 182V183H30ZM33 182V183H32ZM35 182V183H34ZM40 182V183H39ZM45 182H48V183H45ZM49 182H50V184H49ZM58 182V183H57ZM60 182V183H59ZM66 182V183H65ZM74 182V183H73ZM97 182H100V183H97ZM119 182H121V183H119ZM151 182V183H150ZM169 182V183H173L172 185L171 184H167V183ZM198 182V183H197ZM226 183V184H224V183ZM239 182H240V184H239ZM258 182V183H257ZM25 183V184H24ZM86 183V184H85ZM108 185H107V184ZM154 183H156V184H154ZM160 183V184H159ZM187 183V185H190V186H185L184 187V185ZM190 183V184H189ZM208 183V184H207ZM244 183V184H243ZM245 183H248V184H246L245 185ZM24 185V186H22V185ZM27 184V185H26ZM42 184V185H41ZM54 184V185H53ZM57 184H59V185H57ZM89 184V185H88ZM103 184H105V185H102ZM111 184H113L112 186H111ZM140 187H138L137 185ZM144 184V185H143ZM151 184V185H150ZM154 184V185H153ZM166 184V185H165ZM183 184V185H182ZM194 184H195V186H194ZM198 184H199V186H198ZM202 184H203V186H205V185H207V186H205L204 188H202L201 186H202ZM226 187H224L223 185ZM230 184V185H229ZM253 186H252V185ZM255 184H257V185H255ZM259 184H260V186H259ZM262 184V185H261ZM13 185H14V188H13ZM32 185V186H31ZM34 185H35V187H34ZM36 185H37V188H36ZM41 185V186H40ZM47 185V186H46ZM49 185V186H48ZM52 185H53V187H54V189H53V187H52ZM101 185V186H100ZM107 185V186H106ZM123 185H125V186H123ZM128 185V186H127ZM143 185V186H142ZM146 185V186H145ZM159 185V186H158ZM164 185H165V187H164ZM179 185V186H178ZM220 187H219V186ZM236 185V186H235ZM243 185V186H242ZM8 186V187H7ZM20 186H22V187H20ZM45 188H44V187ZM51 186V187H50ZM80 186H81V188H80ZM87 186V187H86ZM91 186H92V188H91ZM109 186H110V188H109ZM132 186H133V188H132ZM135 186H136V188H135ZM142 186V187H141ZM147 186H149L148 188H147ZM154 187V186H156L157 188L158 187H160V189L158 188H153L152 189V187ZM163 186V187H162ZM175 186H176V188L178 187V189H176L175 188ZM181 186H183V187H181ZM191 186H193V187H191ZM211 188H210V187ZM213 186H217L215 189L216 190H218V191H216L214 188H212ZM228 186H230V187H232V189L230 188V187H228ZM255 186V187H254ZM258 186V187H257ZM18 187H20V188H18ZM25 187V188H24ZM58 187V188H57ZM72 187V188H71ZM76 187V188H75ZM80 188V189H78V188ZM84 187V188H83ZM86 187V188H85ZM95 187V188H94ZM100 187V188H99ZM105 187V188H104ZM122 189H121V188ZM128 187V188H127ZM169 187V188H168ZM179 187H181L182 189H183V192H181V188H179ZM186 187H187V189L189 188L190 190H187L186 189ZM201 187V188H200ZM207 187H209V188H207ZM219 187V188H218ZM239 187V188H238ZM241 187V188H240ZM257 187V188H256ZM4 188V189H3ZM10 188H11V191H9L10 190ZM16 188H17V191H16ZM26 188H28V190L26 189ZM40 188V189H39ZM50 188V189H49ZM56 188V189H55ZM68 190H67V189ZM71 188V189H70ZM76 190H75V189ZM88 188V189H87ZM90 188V189H89ZM125 188H127V189H125ZM131 188V189H130ZM173 188V189H172ZM193 188V189H192ZM197 188V189H196ZM200 188V189H199ZM222 188V189H221ZM225 190H224V189ZM236 188H238V189H236ZM247 188H251L250 190L249 189H247ZM253 188L255 189V190H253ZM8 189V190H7ZM18 189H21V190H23V191H21V190H18ZM52 189V190H51ZM58 189V190H57ZM77 189H78V191H77ZM95 189V190H94ZM104 189V190H103ZM133 189V190H132ZM139 189V190H138ZM151 189V190H150ZM167 189H168V191H167ZM185 189H186V191H185ZM198 190L199 189V191H197L196 192V190ZM205 191H204V190ZM228 189H229V191H228ZM232 190V192H231V190ZM240 189V190H239ZM245 189V190H244ZM246 189H247V191H246ZM4 191V192H2V191ZM5 190H7V191H5ZM34 190H36V192L34 191ZM43 190V191H42ZM55 190V191H54ZM61 190V191H60ZM71 190V191H70ZM73 190H75V191H73ZM83 190V191H82ZM88 190V191H87ZM90 190H93V192L92 191H90ZM122 190V191H121ZM127 190V191H126ZM158 190V191H157ZM164 190H166V191H164ZM173 192H172V191ZM179 190V191H178ZM192 190V191H191ZM203 190V191H202ZM210 190H212L213 192H210ZM220 190H221V192H220ZM223 190V191H222ZM242 190V191H241ZM259 192H258V191ZM13 191V192H12ZM62 191H64V193L62 192ZM66 191V192H65ZM73 191V192H72ZM82 193H81V192ZM89 192V193H87V192ZM136 191V192H135ZM148 191V192H147ZM194 191V192H193ZM202 191V192H201ZM207 191H209V192H207ZM216 191V192H215ZM240 191V192H239ZM251 191V192H250ZM253 191V192H252ZM255 191V192H254ZM18 192V193H17ZM28 192V193H27ZM32 192V193H31ZM35 192V193H34ZM38 192V193H37ZM44 192V193H43ZM48 192V193H47ZM52 192V193H51ZM54 192V193H53ZM60 192V193H59ZM62 192V193H61ZM86 192V193H85ZM124 192H125V194H124ZM138 192V193H137ZM170 192H172V193H170ZM191 192V193H190ZM201 192V193H200ZM215 192V193H214ZM218 192V193H217ZM219 192H220V194H219ZM228 192V193H227ZM4 193V194H3ZM25 195H24V194ZM26 193H27V195L30 193V195H28L29 196V198H28V196L26 195ZM42 193H43V195H42ZM56 193V194H55ZM58 193H59V195H58ZM66 193H68V194H66ZM93 193V194H92ZM100 193L102 194V196L100 195ZM135 193V194H134ZM137 193V194H136ZM144 194V196H143V194ZM181 193V194H180ZM191 195H189V194ZM196 193H198V194H196ZM205 194V195H203V194ZM209 193V194H208ZM224 193V194H223ZM227 193V194H226ZM21 194V195H20ZM49 194V195H48ZM65 194V195H64ZM108 194V195H107ZM112 194V195H111ZM117 194V195H116ZM118 194H119V196H118ZM127 194V195H126ZM141 194V195H140ZM161 194V195H160ZM175 194V195H174ZM176 194H179V195H176ZM184 196H183V195ZM207 194H208V196H207ZM212 194H214L213 196H214V200L215 199H217V200H215V203L220 207V208H218L217 209V205L214 203V200H210L211 199V197H212V199H213V196H211ZM220 196H219V195ZM226 194V195H225ZM232 195V197L230 196V198H229V195ZM244 194H245V196H244ZM255 194V195H254ZM258 194H259V196H261V194H262V198L261 197H259L258 196ZM5 195V196H4ZM17 195V196H16ZM47 195V196H46ZM54 195L56 196V197H54ZM73 195V196H72ZM93 195V196H92ZM123 195H125V196H123ZM130 195V196H129ZM134 197H133V196ZM139 195V196H138ZM148 195V196H147ZM171 195H172V198H171ZM187 195V196H186ZM196 195H199L200 196V198H198L199 196H196ZM203 195V196H202ZM228 195V196H227ZM248 195V196H247ZM3 196V197H2ZM15 196V197H14ZM19 196V197H18ZM31 196H32V198H31ZM35 198H34V197ZM37 196V197H36ZM63 196H66V197H63ZM69 196V197H68ZM83 196V197H82ZM95 196V197H94ZM128 196V197H127ZM132 196V197H131ZM174 196V197H173ZM191 198V199H188L189 197ZM217 196H219V197H217ZM222 196H225V197H223L222 198ZM239 196H241L242 197V199H241V197H239ZM250 196V197H249ZM255 196V197H254ZM257 196V197H256ZM7 199H6V198ZM9 197V198H8ZM21 197H23V198H21ZM45 197V198H44ZM67 197H68V199H67ZM118 197V198H117ZM123 199H122V198ZM124 197H126L125 199H124ZM129 197H130V199H129ZM155 199H154V198ZM181 197H183V198H181ZM192 197H195V198H192ZM208 197V198H207ZM216 197V198H215ZM220 197H221V199H220ZM244 197V198H243ZM249 197V199H247ZM16 199L17 198V200H14V199ZM19 198V199H18ZM27 198V199H26ZM38 198V199H37ZM50 198V199H49ZM54 198V199H53ZM62 198V199H61ZM112 200H111V199ZM117 200H116V199ZM120 198V199H119ZM133 198V199H132ZM135 198V199H134ZM139 200H138V199ZM148 200H147V199ZM181 198V199H180ZM196 198H198V199H196ZM203 198H206V199H203ZM227 198H229L228 200H226ZM232 198H233V200H232ZM234 198H235V200H234ZM255 198V199H254ZM23 199V200H22ZM25 199V200H24ZM34 199V200H33ZM41 199V200H40ZM46 199V200H45ZM84 199V200H83ZM86 199H87V202H86ZM137 199V200H136ZM143 199H145V202L144 203H142L144 200ZM153 199H154V201H153ZM157 199V200H156ZM172 199H173V201H172ZM182 199H186L185 201L183 200V201H181ZM188 199V200H187ZM201 199V200H200ZM208 199V200H207ZM245 199V200H244ZM258 199V200H257ZM259 199H260V201H259ZM2 200V201H1ZM19 200V201H18ZM38 200V201H37ZM55 200V201H54ZM68 200V201H67ZM89 200H91V201H89ZM101 200V201H100ZM108 200H110V202L108 201ZM116 200V201H115ZM121 200H124V202H122V204H121V201L119 202V201ZM127 200H128V203H130L131 204V202H132V204L134 205H132L131 204V206H130V204H128L127 203ZM133 200H134V202H133ZM149 200H151V201H149ZM156 200V201H155ZM180 202H179V201ZM195 200L197 201V202H195ZM220 202H223V203H220ZM226 200V201H225ZM238 200V201H237ZM253 200V201H252ZM20 201H23L22 203L20 202ZM25 201H27V202H25ZM29 201H30V203H34V206H33V204H31L30 205V203H29ZM32 201V202H31ZM40 201H42V203L40 202ZM47 201V202H46ZM62 201V202H61ZM64 201V202H63ZM72 201V202H71ZM82 201L84 202V203H82ZM131 201V202H130ZM137 201V202H136ZM141 202V204L139 203V202ZM147 201V202H146ZM163 201V202H162ZM190 201V202H189ZM205 201V202H204ZM210 201V202H209ZM213 201V202H212ZM235 201H237L236 202V206L234 205V202ZM242 201V202H241ZM255 201V202H254ZM36 202V203H35ZM40 203V204H38V203ZM51 202V203H50ZM67 202V203H66ZM79 202V203H78ZM100 202V203H99ZM112 202V203H111ZM116 202V203H115ZM166 202H168V203H166ZM170 202V203H169ZM173 202H175V203H173ZM176 202H178V203H176ZM183 202H185L186 203V205H185V203H183ZM191 202L192 203H194V205L193 204H191ZM198 202H200V204H198ZM209 202V203H208ZM227 202V203H226ZM229 202V203H228ZM231 202V203H230ZM232 202H233V204H232ZM3 203V204H2ZM48 203H49V205H48ZM56 203V204H55ZM59 203V204H58ZM84 204V205H82V204ZM85 203H86V205H85ZM102 203V204H101ZM111 203V204H110ZM118 203V204H117ZM120 203V204H119ZM125 203V204H124ZM127 203V204H126ZM155 203V204H154ZM159 205H158V204ZM163 203V204H162ZM167 205V204H170V205H167V206H164L165 204ZM180 203V205H178ZM188 203H190L189 205H188ZM215 204V206H214V204ZM225 203V204H224ZM247 203V204H246ZM253 203V204H252ZM257 203V205H255ZM16 204V205H15ZM21 204H22V206H21ZM26 204V205H25ZM29 204V205H28ZM64 204V205H63ZM74 204V205H73ZM98 204H100V205H98ZM105 204V205H104ZM136 204V205H135ZM137 204H139V205H137ZM144 205V207H143V205ZM156 204H157V206H156ZM172 204H174L173 205V207L174 208H172ZM198 206H197V205ZM204 204H206V205H204ZM211 204H213L212 206H210ZM220 204H221V206H220ZM226 205L227 207H228V205H233V207H229L228 209H226L227 207H225L224 205ZM228 204V205H227ZM242 204H244V205H242ZM254 205V207L252 206V205ZM6 205V206H5ZM19 205L21 206V207H19ZM46 205V206H45ZM51 205V206H50ZM61 205V206H60ZM66 205H67V207H66ZM81 205V206H80ZM110 205H113V206H110ZM118 205H122L121 207L120 206H118ZM123 205H124V207H123ZM129 205V206H128ZM141 205V206H140ZM154 205H155V207H154ZM161 205V206H160ZM178 205V206H177ZM183 206V207H180V206ZM204 205V206H203ZM238 205V206H237ZM241 205V206H240ZM258 205H259V207H258ZM5 206V207H4ZM9 206V207H8ZM13 206V207H12ZM25 206H26V208H25ZM39 206V207H38ZM42 206V207H41ZM70 206V207H69ZM72 206V207H71ZM78 207V208H76V207ZM84 206H86V207H84ZM89 206V207H88ZM93 206V207H92ZM127 206V207H126ZM137 206V207H136ZM148 206V207H147ZM169 206V207H168ZM176 206H177V208H176ZM189 206H191V207H189ZM205 206H207V207H205ZM214 206V207H213ZM224 206V207H223ZM250 206H252V207H250ZM29 207H33V209H31V208H29ZM50 207V208H49ZM53 207H54V209L55 210H52L53 209ZM65 207H66V209H65ZM112 207H113V209L115 210H112ZM117 207H119L118 209H117ZM146 207V208H145ZM158 207V208H157ZM179 207V208H178ZM185 207V208H184ZM194 207V208H193ZM197 207H201V209H196ZM204 207V208H203ZM216 207V208H215ZM222 207V208H221ZM242 208V210H244V211H242L241 209H239V208ZM261 207V208H260ZM6 208V209H5ZM11 208H13V209H11ZM16 208V209H15ZM22 208V209H21ZM34 208H36V210L34 209ZM40 208V209H39ZM42 208V209H41ZM47 208H48V210H47ZM62 208V209H61ZM76 208V209H75ZM81 208V209H80ZM86 208V209H85ZM92 208V209H91ZM104 208V209H103ZM124 210H123V209ZM130 208V209H129ZM142 208H144V209H142ZM150 208V209H149ZM167 208H171L172 209V211L170 210V209H167ZM176 208V209H175ZM207 208V209H206ZM233 208V209H232ZM239 209V211H238V209ZM250 208V209H249ZM253 210H252V209ZM66 211H65V210ZM72 209V210H71ZM78 209V210H77ZM80 209V210H79ZM147 209H149V210H147ZM157 209H159V210H157ZM161 209H163V210H161ZM175 209V210H174ZM178 209V210H177ZM187 209H189L190 210V212L191 213H189L188 212V210ZM192 209V210H191ZM207 210V212H206V210ZM216 211H215V210ZM248 209V210H247ZM256 209H258L257 211L259 212V211H261V212H259V213H257V211H256ZM17 210H22V211H17ZM32 210V211H31ZM39 210V211H38ZM41 210V211H40ZM46 210H47V212H46ZM49 210H50V212H49ZM72 211V212H70V211ZM86 212H85V211ZM94 210V211H93ZM101 210H103V211H101ZM120 210V211H119ZM123 210V211H122ZM134 210V211H133ZM141 210H143V211H141ZM151 210V211H150ZM169 210V211H168ZM197 210H200V211H198L197 213H196V211ZM201 210H203L204 212H203V214H201V215H199L200 213L199 212H201ZM209 210H210V212H209ZM222 211V213H221V211ZM233 210H236V212L235 211H233ZM241 210V211H240ZM250 210V211H249ZM33 211H34V213H33ZM38 211V212H37ZM54 211V212H53ZM56 211H57V213H56ZM60 211V212H59ZM62 211H64V213L62 212ZM81 211V212H80ZM83 211V212H82ZM148 211V212H147ZM165 211V212H164ZM180 211V212H179ZM215 211V212H214ZM17 212H18V214H17ZM42 212V213H41ZM49 212V213H48ZM52 212H53V214H52ZM59 212V213H58ZM93 212V213H92ZM96 212V213H95ZM100 212V213H99ZM115 212V213H114ZM141 212V213H140ZM157 212H160V213H157ZM164 212V213H163ZM179 212V213H178ZM206 212V213H205ZM212 212H214L215 214L213 215V213ZM238 212H239V214L241 215H239L238 214ZM242 212H244V213H242ZM250 212H251V214H250ZM254 213V215L252 216V214ZM27 213V214H26ZM38 213V214H37ZM41 213V214H40ZM56 213V214H55ZM68 213V214H67ZM77 213H78V215H77ZM85 213V214H84ZM89 213H91V214H89ZM103 213V214H102ZM146 215H145V214ZM163 213V215L165 216H161V214ZM169 213V214H168ZM185 213V216L183 215ZM187 213V214H186ZM189 213V214H188ZM202 213V212H201ZM208 213H209V215H208ZM217 213V214H216ZM219 213H221V215L219 214ZM249 213V214H248ZM261 213V214H260ZM17 214V215H16ZM49 214V215H48ZM69 218H67V217H65V215ZM69 214H71V215H69ZM84 214V215H83ZM96 214V215H95ZM120 214V216H118ZM121 214H123V215H121ZM126 214V215H125ZM142 214L144 215V216H142ZM148 214V215H147ZM160 214V215H159ZM166 214H167V216H169V217H166ZM177 214V215H176ZM192 214V215H191ZM196 214V215H195ZM225 216V215H227V217L225 218L223 215ZM229 214H232V215H229ZM236 214V215H235ZM246 214V215H245ZM256 214H258L257 216H256ZM30 215V216H29ZM37 215H40V216H37ZM43 215H44V217H43ZM61 215V216H60ZM63 215V216H62ZM79 215H82V217L81 216H79ZM125 215V216H124ZM137 215V216H136ZM140 215V216H139ZM151 215L153 216V217H151ZM171 215V216H170ZM173 215H175L176 217H174ZM180 215V216H179ZM184 217H183V216ZM187 215V216H186ZM194 215V217H192ZM206 215H208V216H210V217H208L207 216V218H206ZM216 215V216H215ZM219 215V216H218ZM234 215V216H233ZM239 215V216H238ZM245 215V216H247V217H245L244 216V219H242L243 218V216ZM79 216V217H78ZM85 216V217H84ZM98 216V217H97ZM128 216H130V217H128ZM134 216V217H133ZM161 216V217H160ZM190 216H191V218H192V220H194V221H192L191 219H190ZM196 216H197V218H196ZM203 216V217H202ZM214 216V217H213ZM222 216V217H221ZM231 216H233V217H231ZM260 216H262L261 218H260ZM29 217H32V218H29ZM46 217V218H45ZM55 217V218H54ZM57 217V218H56ZM59 217V218H58ZM60 217H62V218H60ZM117 217V218H116ZM132 217V218H131ZM158 217V218H157ZM181 217V218H180ZM205 217V218H204ZM216 217H218L219 218V223H221L222 221V223L221 224H219L218 223V218H216ZM228 217L230 218V219H228ZM240 217V218H239ZM251 219H249V218ZM38 218H41V219H38ZM64 218V219H63ZM73 218V219H72ZM82 218V219H81ZM94 218V219H93ZM125 218H126V220H125ZM129 218H130V220H129ZM144 218V219H143ZM183 218L184 219H186V220H188V221H186V220H184L183 221ZM196 218V219H195ZM200 218V219H199ZM209 218V219H208ZM211 218H213V219H211ZM51 219V220H50ZM80 219V220H79ZM99 219V220H98ZM102 219V220H101ZM107 219V220H106ZM116 220V221H114V220ZM118 219V220H117ZM128 219V220H127ZM146 219V220H145ZM166 219V220H165ZM199 219V220H198ZM205 219V220H204ZM222 219H224V220H222ZM227 219V220H226ZM240 219V220H239ZM247 219V220H246ZM248 219H249V221H248ZM33 220H36V222L35 221H33ZM39 220V221H38ZM41 220V221H40ZM45 220V221H44ZM53 220V221H52ZM58 220H59V222H58ZM61 220V221H60ZM63 220H64V222H63ZM66 220V221H65ZM92 220V221H91ZM98 222H97V221ZM151 220V221H150ZM165 220V221H164ZM201 220V221H200ZM203 220L205 221V222H203ZM214 220H216V221H214ZM220 220H222V221H220ZM230 220V221H229ZM241 220H243V221H241ZM256 220H258V221H256ZM259 220H261V222L259 221ZM57 221V222H56ZM78 221V222H77ZM118 221V222H117ZM146 221H148V222H146ZM184 223H183V222ZM186 221V222H185ZM200 221V222H199ZM208 221V222H207ZM228 221V222H227ZM231 221L233 222V224L231 223ZM237 221H239V223L237 222ZM48 222V224H46ZM56 222V223H55ZM89 222V223H88ZM111 222V223H110ZM115 224H114V223ZM182 222V223H181ZM192 222H195V223H192ZM213 222H214V224H213ZM244 222V223H243ZM248 222V223H247ZM252 222V224H250V223ZM255 222V223H254ZM43 223V224H42ZM51 223V224H50ZM63 223V224H62ZM67 223L69 224V225H67ZM74 223V224H73ZM84 223H86V224H84ZM96 223H98V224H96ZM99 223H100V225H99ZM117 223V224H116ZM120 223V224H119ZM133 223V224H132ZM136 225H135V224ZM175 223V224H174ZM187 223V224H186ZM193 225V226H191V224ZM209 223V224H208ZM224 223V224H223ZM230 223V224H229ZM243 223V224H242ZM258 223V224H257ZM260 223H262V224H260ZM59 224V225H58ZM66 224V225H65ZM76 224V225H75ZM78 224V225H77ZM91 226H90V225ZM94 224V225H93ZM95 224H96V226H95ZM104 224L106 225V226H104ZM132 224V225H131ZM171 224H173V225H171ZM182 224V225H181ZM220 225V228H219V225ZM222 224L224 225V226H222ZM237 224V225H236ZM249 224V225H248ZM256 224V225H255ZM47 225V226H46ZM52 225V226H51ZM82 225V226H81ZM87 225V226H86ZM114 226V227H111V226ZM117 225V226H116ZM176 226V228H175V226ZM187 225V226H186ZM190 225V226H189ZM218 225V226H217ZM229 225H231V226H229ZM253 225H255V226H253ZM258 225H259V229H258ZM263 225V226H262ZM51 226V227H50ZM62 226V227H61ZM67 226V227H66ZM70 226H71V228H70ZM85 226V227H84ZM90 228H89V227ZM132 228H131V227ZM171 226H174V227H171ZM189 226V227H188ZM222 226V227H221ZM233 226V227H232ZM234 226H236V228H234ZM239 226V227H238ZM53 227H55V230H54V228ZM79 227V228H78ZM82 229H84V230H82ZM88 229H87V228ZM99 227V229H97ZM199 227V228H198ZM210 227H212V228H210ZM214 227V228H213ZM217 227L219 228V230H217ZM230 227V228H229ZM242 227H244V228H242ZM245 227H246V229H245ZM263 227V228H262ZM57 228V229H56ZM59 228V229H58ZM67 228V229H66ZM76 228V230H74ZM111 228V229H110ZM131 228V229H130ZM135 228V229H134ZM137 228V229H136ZM185 228V229H184ZM186 228H187V231H186ZM191 228V229H190ZM200 228H201V230H200ZM203 228V229H202ZM221 228H223V229H221ZM224 228H226V230L224 229ZM233 228V229H232ZM238 228V229H237ZM249 228H251V229H249ZM262 230H261V229ZM73 229V230H72ZM79 229H81V230H79ZM118 231H117V230ZM120 229V230H119ZM123 229V230H122ZM197 229V230H196ZM199 229V230H198ZM212 229H213V234L210 232V234H209V236H208V233H209V231H212ZM229 229V230H228ZM235 229H237V230H235ZM239 229H241V230H239ZM245 229V230H244ZM253 229H254V231H253ZM60 230V231H59ZM67 232H66V231ZM79 230V231H78ZM95 230V231H94ZM110 230V231H109ZM137 231V232H135V231ZM183 230H184V232H183ZM203 230H206V231H204V233H203ZM217 230V231H216ZM235 232H234V231ZM239 230V231H238ZM261 230V231H260ZM82 231V232H81ZM83 231H84V233L85 234H83ZM88 231V232H87ZM109 231V232H108ZM178 231V232H177ZM199 231V232H198ZM208 231V232H207ZM219 231V232H218ZM223 233H222V232ZM230 233H229V232ZM233 231V232H232ZM242 233H241V232ZM249 231H252L250 234H249ZM60 232V233H59ZM71 232V233H70ZM74 232H75V234H74ZM119 232H121V233H119ZM143 232V234H144V236H143V234H142V236H143V238L145 239L144 240V242H143V239H142V237H141V233ZM158 232V233H157ZM198 232V233H197ZM206 232H207V234H206ZM238 232V233H237ZM247 232V233H246ZM73 233V234H72ZM197 233V234H196ZM200 233V234H199ZM221 233V234H220ZM226 233V234H225ZM233 233H235V237H233L234 236V234ZM254 233V234H253ZM260 233H262V234H260ZM65 234V235H64ZM103 234V235H102ZM111 234H113L112 236H113V238H114V240H113V238H112V236H111ZM124 234V235H123ZM204 234V235H203ZM211 234H212V236H211ZM231 234V235H230ZM242 234V235H241ZM249 236H248V235ZM253 234V235H252ZM259 235V237H258V235ZM78 235V236H77ZM100 235H102V236H100ZM118 235V236H117ZM146 235V236H145ZM202 235V236H201ZM222 235V236H221ZM224 235H228V236H224ZM241 235V236H240ZM245 235V236H244ZM254 235H255V237H254ZM83 236V237H82ZM107 236V237H106ZM111 236V237H110ZM125 236V237H124ZM136 236V237H135ZM196 236H198V237H196ZM218 236V237H217ZM221 236V237H220ZM230 236V237H229ZM257 236V237H256ZM96 237V238H95ZM100 237V238H99ZM120 237V238H119ZM138 237V238H137ZM152 237H153V239H152ZM201 237V238H200ZM212 237V238H211ZM216 237V238H215ZM223 237V238H222ZM225 237V238H224ZM227 237V238H226ZM240 237V238H239ZM116 238V239H115ZM124 238V239H123ZM154 238L156 239V241L154 240ZM171 240H170V239ZM203 238V239H202ZM207 238H210V239H207ZM255 238H259V240H253V239H255ZM103 239V240H102ZM110 239H112L111 241H112V243H111V241H110ZM121 239V240H120ZM138 239V240H137ZM142 241H141V240ZM147 239V240H146ZM168 239V240H167ZM251 239V240H250ZM261 239V240H260ZM101 240V241H100ZM106 240H109V241H106ZM129 240V241H128ZM159 240V241H158ZM104 241H105V243H104ZM116 241V242H115ZM145 241H146V243H145ZM150 241V242H149ZM174 241V242H173ZM177 241V242H176ZM252 241H254V242H252ZM260 241V242H259ZM84 242L85 243H88L87 245L86 244H84ZM89 242H91V243H89ZM114 242V243H113ZM163 242V243H162ZM168 242H169V244H168ZM96 243V244H95ZM109 243V244H108ZM119 243V244H118ZM154 243V244H153ZM165 243V244H164ZM172 243V244H171ZM195 243V244H194ZM244 243V244H243ZM247 243V244H246ZM251 243V245L253 246H251V245H249V244ZM256 243H258V244H256ZM95 244V245H94ZM103 244V245H102ZM122 244V245H121ZM155 244H159V245H156V247H153V246H155ZM162 244V246H160ZM194 244V245H193ZM254 244H256L255 246H254ZM93 245V246H92ZM97 245V246H96ZM147 245V246H146ZM152 245V247L151 248H149L150 246ZM189 245H191V248L189 249ZM241 245H242V248H241ZM88 246V247H87ZM91 246V247H90ZM113 246H115V247H113ZM158 246V247H157ZM160 246V247H159ZM101 247H102V249H101ZM105 247V248H104ZM109 247V248H108ZM247 247H249L250 248V250H249V248H247ZM259 247V248H258ZM261 247V248H260ZM108 248V249H107ZM148 248V249H147ZM153 248H156V249H154L153 250ZM168 248V249H167ZM256 248H257V250H256ZM116 251H115V250ZM151 249H152V251L155 253V254H153V252L151 251ZM160 249V250H159ZM165 251H164V250ZM166 249L167 250H169V251H167L166 252ZM222 249H223V251H222ZM240 249H241V251H240ZM259 249V250H258ZM261 249H262V252H261ZM92 250V251H91ZM99 250V251H98ZM111 250V251H110ZM124 250H126V251H124ZM171 250V251H170ZM218 250V251H217ZM235 250H236V253H235ZM248 252L247 254H246V251ZM90 251V252H89ZM107 251V252H106ZM119 251V252H118ZM123 251V252H122ZM156 251V252H155ZM200 251V252H199ZM216 251H217V253H216ZM222 251V252H221ZM237 251H238V253H237ZM245 251V253H243ZM254 251V252H253ZM257 251V252H256ZM93 252V253H92ZM100 252V253H99ZM125 252V253H124ZM160 252V253H159ZM219 252V253H218ZM228 252V253H227ZM250 252H252V254H251V256H249L250 254ZM256 252V253H255ZM261 252V253H260ZM91 253V254H90ZM114 253H115V255H114ZM222 253V254H221ZM233 253V254H232ZM260 253V254H259ZM100 254V255H99ZM113 255V257H111L112 255ZM119 254H121V256H123V257H121ZM126 254V255H125ZM141 254V255H140ZM146 254H148L147 255V257H146ZM201 254V255H200ZM203 254V255H202ZM204 254H208V255H204ZM215 254V255H214ZM218 254V255H217ZM220 254H221V256H220ZM225 255V257H224V255ZM234 254H237V255H234ZM245 254V255H244ZM256 254V255H255ZM258 254L260 255V256H258ZM261 254H262V256H261ZM119 255V256H118ZM128 255H130V256H128ZM211 255H214V256H216V257H212ZM226 255L228 256L229 255V257H226ZM232 255H233V257H232ZM240 255V256H239ZM254 255H255V257H254ZM101 256V257H100ZM133 256H134V258H133ZM137 256V257H136ZM205 257L204 259L202 258V257ZM209 256V257H208ZM219 256V257H218ZM234 256H236V257H234ZM246 256V257H245ZM257 256H258V260H256L257 259ZM98 257H99V259H98ZM118 257V258H117ZM183 257V258H182ZM212 257V258H211ZM225 258V259H223V258ZM243 257V258H242ZM248 257V258H247ZM250 257H251V259H253V260H251L250 259ZM254 257V258H253ZM260 257V258H259ZM94 258H96V259H94ZM105 258H106V260H105ZM113 258V259H112ZM157 258H158V260H159V262H158V260H157ZM185 258V259H184ZM207 258V259H206ZM219 258H221L222 260L219 262ZM228 258H230V259H228ZM237 258V259H236ZM246 258V259H245ZM102 259V260H101ZM117 259V260H116ZM133 259V260H132ZM141 260V262H140V260ZM145 259H148V260H145ZM155 259V260H154ZM187 259H190V262H191V260H192V262L191 263H189V260H187ZM213 259V260H212ZM216 261H215V260ZM228 259V260H227ZM232 259H234V260H232ZM244 259V260H243ZM248 259H250V260H248ZM255 259V260H254ZM261 259V260H260ZM114 260H115V262H114ZM136 260V261H135ZM151 260H153V261H151ZM162 260H164V261H162ZM169 260V261H168ZM171 260V261H170ZM212 260V261H211ZM229 260H232V261H230V263H229ZM236 260H237V262H236ZM240 262H239V261ZM242 260V261H241ZM103 261V262H102ZM106 261H108V262H106ZM142 261H143V263H142ZM148 261V262H147ZM160 261H162V262H160ZM175 261V262H174ZM186 261H187V263H186ZM226 261V262H225ZM228 261V262H227ZM245 261H248V263H246ZM259 261V262H258ZM100 262V263H99ZM125 262V263H124ZM133 262V263H132ZM165 262L163 263V264H165ZM215 262V263H214ZM231 262H233V263H231ZM245 262V263H244ZM250 262V263H249ZM252 262V263H251ZM255 262V263H254ZM261 262V264H264V263H262ZM166 263V264H167ZM171 263V264H172Z\"/></svg>",
    "mask_w": 264,
    "mask_h": 264
},
{
    "label": "bare ground",
    "instance_id": "2",
    "mask_svg": "<svg viewBox=\"0 0 264 264\" xmlns=\"http://www.w3.org/2000/svg\"><path fill=\"white\" fill-rule=\"evenodd\" d=\"M63 1V0H62ZM80 1V0H79ZM117 1V0H116ZM115 1V2H116ZM125 1V2H124ZM162 1H165V2H167L168 0H137L136 2H135V4L137 3V5H135L134 4V6H132L133 5V3L132 2H134L133 0H121V2H124V3H126V5L129 7V5H131L130 6V9L132 8V15L134 16V21H133V25L131 26V25H129L128 27L130 28H128L129 30H128V32H125V35H127L128 36V33L130 34L129 36H130V38L128 39V37H127V39H128V41H125V42H123L122 41V39H124L122 36V39L119 37V35L117 34V32H116V34H115V30L113 31V29H111V31L113 32H109V33H112V35L114 36V37H119L118 39H121V43H126V44H124V46H121V47H119V48H113V45H114V43L113 44H108V43H106V44H103L102 45V47H100L99 49H101L102 51H99V52H101V54L103 55L102 56V58H100V59H102V61L101 62H95V61H97V59L95 60V61H93L92 60V58H89L90 56L91 57H93L92 56V54L89 56V53H86V49H87V47H86V51H84L85 53H86V57H85V59H83L82 61H81V63H84V65H86V66H84L83 64V66L81 67V66H79L78 68H80L77 72H78V76H76L77 78H78V80H74V78L75 77H70V78H72L71 79V81L70 80H68V81H60V82H55L54 81V79H52L51 80V78L53 77H51V75H52V72H55L54 70L52 71L51 70V68H50V66H52V64L53 63H55L56 62V60H52V59H56V58H52L51 57V55H50V57L52 58L51 59V61H52V63H51V65H50V58H49V64L47 65V62L45 61V59H47V58H45L44 59V54H43V50L44 49H49L50 47H51V45H55L56 43L57 44H59L56 40H58L59 41V39H58V34H60V32H61V30H62V28H61V30H60V32H58L57 34H56V32L57 31H55L54 32V30H55V27H54V30L52 31V35L51 36H49V38H47L46 40H44V41H42V39H40V37L38 36V31H39V29H40V26H44V25H41L42 23H43V21L44 20H46L47 18L48 19H52V21L57 17V16H59L60 14L59 13H61L60 11H58V10H56V8H57V6H59L58 4L60 3V0H59V3H58V0H0V98L2 99V101H5L6 103L7 102H13L14 104L15 103H19V105H21V107H24V106H26V107H29V109L30 108H32V109H45L44 108V106H45V103L43 102V100L42 99H44L45 97L43 96V94H41L40 92H38L37 91V88L38 87H40V88H42L41 87V85H44L45 84V86L46 87H48L50 90H55L56 88H58V87H62L63 89H66L67 90V92L69 91V92H72L73 94H75V95H79V94H81V93H83V94H85V92H88V90L91 88V86L93 85V84H98V82H100L101 80H102V78L105 80V84H103V85H105V91H103L104 92V97H103V99L105 100V104H106V107H107V109H109V111L111 112V115L112 114H114V121H115V131L118 133V135H119V137H120V139H122L121 140V142H124V144L126 145L125 147H127L129 150H133V151H137V153H141V154H144L145 152H147V147H146V144H147V142L149 141V139H150V136L152 135L151 134V132L152 131H159V133H164V134H166V133H169L168 135H171V136H173V135H176V136H183V137H185V138H188V137H190V136H192V135H200V137H203V139H204V141L206 142V143H208V144H211V145H214V143L212 142V137H214V136H216V135H220L221 134V131H223V132H225V134L223 133V135H227V134H234V135H236V137H230V136H226V138H225V142H224V144L222 145V147L221 148H219V147H217V149H215V146L213 147V151L215 150V152L214 153H209V152H203V156L207 159V160H210L211 161V168H214V167H218V168H226V170H227V172L231 169H234L233 167H234V165L238 162L237 160H238V154H239V152H244V151H240V146L242 145H244V144H249V145H256L257 147H258V150L260 151V154L258 153V150L256 149V151H257V153L260 155V156H262V158L264 159V39H262V34H261V31H260V27H259V25L258 24H256L255 23V19H254V17L253 16H250V19H248V21H247V25H245V27H244V29H243V32H242V34L240 35L239 33H237L236 32V25L238 24L237 22H238V17H237V15H235L232 11H231V9L229 8V7H225L226 5L222 2V1H217L216 2V5H215V9H216V11H215V15H213V16H211V17H208V18H211V19H207V17H206V19L208 20V23L210 22L211 23V25H209V27H208V29H202V30H200V31H197V30H199V29H197L196 31L194 30V29H196V28H194L195 26V24L193 25L194 27V31L195 32H191V33H195V34H197V36H196V39H197V41H189V40H184L182 43H177V40H174V41H172V42H170L169 44H166V45H162L160 42H161V40L162 39H154V40H156V41H153L152 40V42L150 41V43L149 42H146V43H149V44H145L144 42H143V40H142V36H144V34L142 35V32L144 31L143 29H144V27L146 26L145 25V19L147 18V17H149V16H151V15H153L154 14V12H156L157 11V9H149V7L150 6H152V8H153V6H154V8H157V6L155 7V5H158L160 2L162 3ZM170 1V0H169ZM168 1V2H169ZM172 1V0H171ZM184 1V0H183ZM188 0H186V1H184V2H187ZM81 2V1H80ZM85 2L86 3H84L83 2V4H88L87 3V0H85ZM90 2V1H89ZM93 4L90 6V7H87L88 8V12L86 11V13H91L92 12V16L94 17L95 15H93V13L95 12V13H101V14H104L103 16L105 17L102 21L100 20V22L98 23H96V24H99V25H101L102 27L101 28H104V27H106L107 29L108 28H110L112 25H110V20H109V18H111L112 16H109V14L108 13H110V12H112V14L114 15V4H113V2H114V0H92L91 1ZM90 2V3H91ZM119 2V1H118ZM168 2L166 3V5H168ZM174 2V1H173ZM172 2V3H173ZM183 2V3H184ZM190 2V1H189ZM66 3V2H65ZM75 3H76V1H75ZM74 3V6L76 5V4H78V3H76L75 4ZM123 3V4H124ZM160 3V4H161ZM164 3V2H163ZM171 3V2H170ZM169 3V4H170ZM188 3V2H187ZM191 3V2H190ZM189 3V4H190ZM63 4V3H62ZM66 4H68L69 6L71 5V7L73 6L72 5V3H66ZM83 4H82V6H83ZM119 4V3H118ZM117 4V5H118ZM165 4V3H164ZM180 4H182L181 2H180ZM179 4V5H180ZM185 4V3H184ZM188 4V5H189ZM66 6L65 4H64V6H66V8L63 6V9L65 8V9H67L69 6ZM78 5H80V4H78ZM77 5V6H78ZM90 5V4H89ZM88 5V6H89ZM126 5H124L125 7H127ZM188 5H186V6H188ZM225 5V6H224ZM85 6V5H84ZM124 6H121V7H124ZM160 6V5H159ZM162 6V5H161ZM160 6V7H161ZM165 6V5H164ZM162 6L163 8L162 9H164V8H166L167 9V6ZM171 7H172V4L170 5ZM174 6V5H173ZM176 6V5H175ZM174 6V7H175ZM184 6V5H183ZM182 6V7H183ZM61 8H62V6H60ZM86 7V6H85ZM117 7V6H116ZM120 7V4H119V6H118V8ZM120 7V8H121ZM148 7V8H147ZM160 7H158V8H160ZM61 8H58V9H61ZM70 8V7H69ZM170 8V7H169ZM177 8H179V6L177 7ZM176 7L174 8V9H176L177 10V12H178V9H177ZM186 8V7H185ZM190 8V5L188 6V9ZM71 9V8H70ZM73 9V8H72ZM78 9V8H77ZM77 9H76V11H77ZM80 9V8H79ZM78 9V11H81V9L79 10ZM82 9H83V7H82ZM85 9L86 8H84V12L83 13H80V14H84L83 16H85L86 14H85ZM129 8H127L126 9V11H129L128 10ZM148 9V10H147ZM173 8H172V10H174ZM179 9H181V8H179ZM184 9V8H183ZM192 9V6H191V8H190V10ZM120 10H122V9H120ZM159 10V9H158ZM170 10V9H169ZM169 10H164V11H169ZM57 11H58V13H57ZM65 11V10H64ZM64 11L62 10V12H63V14H64ZM71 11H75V9H73V10H71ZM83 11V10H82ZM81 11V12H82ZM118 11V14H119V10H117ZM123 11H124V8H123ZM123 11H122V14H125V11H124V13H123ZM149 11V12H148ZM160 12L158 13V14H162V10H159ZM189 11V10H188ZM187 11V12H188ZM66 12V11H65ZM68 12H70V10H68ZM73 12H72V14H71V12H70V14L71 15H69L68 13H66V14H68V17L70 16V18H71V16L72 15H74L73 14ZM130 12H131V10H130ZM130 12H129V15H130ZM172 12H175V13H173V15L174 16H176L175 14H176V11L174 10V11H172ZM189 12H191V11H189ZM77 13V12H76ZM79 13V12H78ZM116 13V12H115ZM165 12H163V14H164ZM171 13V12H170ZM56 14H59V15H56ZM97 14H96V16H97ZM118 14H115V15H118ZM157 14V13H156ZM155 14V15H156ZM161 14H160V16H161ZM162 14V15H163ZM166 14V13H165ZM168 15H169V13H167ZM167 14H166V17L168 18V16H167ZM172 14V13H171ZM180 14L181 15H183L182 13H181V10H180ZM65 15V14H64ZM88 15V14H87ZM86 15V16H87ZM99 15V14H98ZM126 16H127V14H125ZM172 15V16H173ZM181 15L180 16H178L179 18L181 17ZM189 15H190V13H189ZM189 15H187V17L189 16ZM76 16H77V14H76ZM82 16V15H81ZM83 16H82V18H83ZM91 16V17H92ZM118 16H120V15H118ZM122 16V15H121ZM164 16V15H163ZM65 17L67 18V15H65ZM91 17H87V18H91ZM98 17V16H97ZM96 17V18H97ZM117 17V16H116ZM130 17V16H129ZM170 17V16H169ZM191 17V16H190ZM189 17V18H190ZM78 18H79V15H78ZM112 18H114V20H115V16H113ZM112 18H111V20H112ZM121 18V17H120ZM124 18V19H123ZM123 18H121V21L120 22H122L123 20V22H127V18L125 19V17H123ZM161 18V17H160ZM177 18V17H176ZM185 18V17H184ZM60 19H62V17H61V15H60ZM60 19H57L56 18V21L57 20H60ZM76 20H77V18H75ZM106 19V20H105ZM123 19V20H122ZM128 19H131V18H128ZM148 20L150 19V18H147ZM154 18L152 17V21H150V22H153L154 20H153ZM156 19V18H155ZM169 19V18H168ZM170 19H171V17H170ZM173 19H175V18H173ZM182 19V18H181ZM190 19H192V17L190 18ZM189 19V20H190ZM71 20H72V18H71ZM73 21V22H77L78 24L80 23V22H78V21ZM81 20V19H80ZM126 20V21H125ZM131 20H133V19H131ZM151 20V19H150ZM167 20V19H166ZM55 21V22H56ZM61 21H63V22H60V24L61 23H64V20L62 19ZM84 20H82V22H83ZM115 21H118V17H117V19L115 20ZM130 20H128V22H129ZM156 21V20H155ZM155 21H154V23H155ZM157 21H159V20H157ZM173 21H175V23H176V21L177 20H172V22ZM179 21H182V20H179ZM49 22V21H48ZM47 21H45L44 22V24L45 23H48ZM58 22V21H57ZM65 22H66V20H65ZM81 22V23H82ZM85 23H89V22H87V20L86 21H84ZM96 22V21H95ZM112 22H113V20H112ZM111 22V23H112ZM171 22V23H172ZM183 22H185V21H183ZM54 23V22H53ZM67 23L69 24V21H67ZM77 23L75 24V23H73V25L75 24V26L77 25ZM148 23H149V21H148ZM163 23V22H162ZM174 23V22H173ZM172 23V24H173ZM177 23H179V22H177ZM176 23V24H177ZM209 23V24H210ZM55 24V23H54ZM114 24V26L117 24V22H116V24H115V22L113 23ZM119 25L121 24V23H118ZM117 24V25H118ZM129 24V23H128ZM131 24V23H130ZM150 24V23H149ZM156 24V23H155ZM167 24V23H166ZM170 24V23H169ZM180 24V23H179ZM188 23H186V25H187ZM51 25H53V24H51ZM51 25H45V27L46 26H48L47 28L48 29H51L50 27H51ZM59 25V24H58ZM67 25V24H66ZM65 24H64V26H66ZM70 25V24H69ZM68 25V26H69ZM71 25H72V22H71ZM82 25V24H81ZM89 25V24H88ZM90 25H92V24H90ZM117 25H116V27H117ZM145 25V26H144ZM163 25V24H162ZM168 25V24H167ZM182 27L181 28H183V25L182 24H180ZM191 25V24H190ZM56 26V25H55ZM61 26H63V25H60V27ZM80 26V25H79ZM84 26V25H83ZM85 26H86V24H85ZM94 26H97V25H95L94 24ZM114 26H113V28H114ZM125 26V25H124ZM123 26V27H124ZM150 26H152L151 28H153L154 26L153 25H151L150 24ZM157 26V25H156ZM173 26H175V24L173 25ZM59 27V26H58ZM71 27V29H72V27L73 26H70ZM99 26H97L96 28H98ZM120 27V26H119ZM126 27V26H125ZM124 27V28H125ZM168 27V26H167ZM170 27H171V29H172V25L170 24ZM185 27V26H184ZM187 27V26H186ZM64 28V31H65V28L66 27H63ZM83 28V27H82ZM85 28V27H84ZM88 28V27H87ZM90 28H92L93 29V25H92V27H90ZM95 28V27H94ZM163 28V27H162ZM162 28H161V30H162ZM176 28V27H175ZM174 28V29H175ZM189 28H191L190 26H189ZM189 28H187V29H189ZM204 28H206V27H204ZM43 29H44V27H43ZM42 28H41V30L42 31H44V30H47L46 28L43 30ZM59 29V28H58ZM77 29H78V27H77ZM106 29V30H107ZM120 29H122V27L120 28ZM146 29V28H145ZM150 29V28H149ZM149 29H146V31L147 30H149ZM155 29V28H154ZM156 29H158V28H156ZM155 29V30H156ZM164 29V28H163ZM166 29V28H165ZM56 30H57V28H56ZM75 30V28L73 29V30H68V31H74ZM79 30V29H78ZM85 30V29H84ZM83 30V31H84ZM100 30V29H99ZM123 31L125 30V29H122ZM122 30H118V31H122ZM160 30V31H161ZM176 31H177V33H179L178 31H180V30H178V28L177 29H175ZM51 31V30H50ZM49 31V32H50ZM64 31H62V32H64ZM66 31H67V28H66ZM67 31V32H68ZM76 31V30H75ZM74 31V32H75ZM80 31V30H79ZM89 31H91V29L89 30ZM94 31V30H93ZM93 31H91L92 33H93ZM96 31V30H95ZM103 31H105V30H103ZM107 31H110V29L109 30H107ZM150 31V30H149ZM159 31V30H158ZM157 31V32H158ZM170 31V30H169ZM47 32V31H46ZM46 32L44 33V35H46ZM61 32V35L63 34ZM66 32V33H67ZM78 32V31H77ZM77 32H75V33H77ZM82 32V31H81ZM85 32V31H84ZM100 32V31H99ZM151 32V31H150ZM153 32V31H152ZM156 32V31H155ZM156 32V33H157ZM162 32V31H161ZM160 32V33H161ZM166 32V31H165ZM171 32V31H170ZM182 32V31H181ZM264 32V31H263ZM105 33V32H104ZM120 33V32H119ZM121 33H123L124 34V32H121ZM120 33V34H121ZM127 33V34H126ZM143 33H146L145 31L143 32ZM154 33V32H153ZM152 33V34H153ZM156 33H155V35H156ZM159 33V34H160ZM189 33H190V31H189ZM41 34L43 35V33L41 32ZM49 34V33H48ZM51 34V33H50ZM71 34H74V33H71ZM80 34V33H79ZM78 34V35H79ZM82 34H83V32H82ZM147 34H149V32L147 33ZM146 34V35H147ZM151 34V33H150ZM174 34V33H173ZM172 33H171V35H173ZM40 35V34H39ZM68 36L67 37H69V39H71V35H69V34H67ZM86 35V34H85ZM85 35H82V36H84V37H82V38H85V37H87V36H85ZM95 35H97L96 34V32H95ZM100 35V39H102V38H108V35H104V37H102L103 36V34H102V36H101V34H99ZM155 35H153L154 37H155ZM176 35V34H175ZM181 35V34H180ZM47 36V35H46ZM63 36H65V34L63 35ZM73 36V35H72ZM75 36V35H74ZM109 36L111 37V34H109ZM153 36H152V38H153ZM161 36V35H160ZM170 36V35H169ZM182 36H184V37H186L187 36V34H186V32H182ZM42 37H45V36H42ZM41 37V38H42ZM66 37V36H65ZM76 37H78L77 35H76ZM91 37H93V36H89V38H91ZM99 37V36H98ZM113 37V38H114ZM126 37V36H125ZM157 37V36H156ZM175 37H177V36H175ZM174 37V38H175ZM180 37V36H179ZM64 38V37H63ZM63 38H61V39H63ZM81 38V37H80ZM81 38V39H82ZM89 38H87V39H89ZM113 38H110V39H113ZM146 38H149V35H148V37H146ZM145 38V39H146ZM151 38V39H152ZM173 38V39H174ZM69 39H67V41H68V43H67V46H68V44H70L69 43ZM81 39H80V41H81ZM93 39V38H92ZM99 39V40H100ZM171 39V38H170ZM65 40V39H64ZM74 40L75 39H73L72 41L74 42ZM78 39H76L75 40V42L77 41ZM84 40H86V39H84ZM84 40H82L83 42H85ZM91 40V39H90ZM96 39H94V41L93 40H91V43H92V47H93V45L95 44L94 42H96L95 41ZM105 40V39H104ZM104 40H102L103 42H105ZM108 40V39H107ZM113 40H115V43H117L116 42V39H113ZM147 41H148V39H146ZM66 41V40H65ZM119 41L120 40H118V43H119ZM54 42H56V43H54ZM74 42V43H75ZM89 42V41H88ZM88 42H86V44L88 43ZM112 42H114V41H111V43ZM241 42V45H239V43ZM60 43H62V40H61V42ZM78 43V42H77ZM80 44H76L77 46H75L74 48H76V49H78V51H79V49L81 48L79 45H81V42H79ZM90 43V44H91ZM110 43V42H109ZM65 44V43H64ZM85 44V43H84ZM89 44V45H90ZM100 44H101V42H100ZM120 44V43H119ZM61 45V44H60ZM71 45V44H70ZM89 45H87L88 47H89ZM120 45H122V44H120ZM120 45H118V46H120ZM56 46V45H55ZM54 46V47H55ZM58 46V45H57ZM56 46V47H57ZM64 47H65V45H63ZM65 47V49L64 50H66V48L68 49V47ZM72 46H74V44L72 45ZM80 47V48H77V47ZM82 46V45H81ZM86 46V45H85ZM98 46V45H97ZM116 46H117V44H116ZM54 47H51V48H53L54 49ZM55 47V49H57ZM64 47H62L61 48V50L64 48ZM70 47V46H69ZM91 47V48H92ZM60 48V47H59ZM58 48V49H59ZM74 48H72L74 51H77L76 49H74ZM91 48H90V50H91ZM55 49H54V51H55ZM94 50L95 49H97V48H93ZM60 50V49H59ZM58 50V51H59ZM47 51V50H46ZM49 51H51V49L49 50ZM57 51V50H56ZM68 51H70V50H68ZM73 51V52H74ZM81 54H80V56L84 53L83 52V49H81ZM44 52H45V50H44ZM52 52H53V50H52ZM64 53H65V51H63ZM62 52V53H63ZM80 52V51H79ZM89 52V51H88ZM93 52H97V51H93ZM99 52H98V54H96V56L98 55L99 56ZM47 53V52H46ZM51 53V52H50ZM68 53V52H67ZM75 53V52H74ZM78 52H76V54H77ZM84 53V54H85ZM55 54V53H54ZM59 54V53H58ZM60 54H61V52H60ZM69 54V53H68ZM87 54H88V56H87ZM95 54V53H94ZM57 55V54H56ZM55 55V57H58L59 58V56L57 55L56 56ZM63 55H65V54H63ZM62 55V56H63ZM71 55H72V53H71ZM52 56H53V54H52ZM61 56V57H62ZM70 56V54L68 55V57ZM75 55H73V57H74ZM95 56V55H94ZM97 56V57H98ZM65 57V56H64ZM63 57V58H64ZM79 56H77L76 58H78ZM57 58V59H58ZM75 58V57H74ZM73 58V60H75ZM80 59L82 58V57H79ZM95 58V57H94ZM69 59H70V57H69ZM68 59V60H69ZM98 59H99V57H98ZM48 60V59H47ZM59 60H61V58L59 59ZM70 60H72V59H70ZM77 60V59H76ZM79 60V59H78ZM55 61V62H54ZM58 61V60H57ZM114 61H118L119 63H120V66L124 69L122 72L124 73V71L125 72H135L136 74H137V78H136V80L138 79V81H135V82H137V89H135L136 91L135 92H137V95H136V93L135 92H133L134 93V95H136V98H134L133 97V99H134V101H135V103L137 104V106L136 105H133L132 107L133 108H135V107H137V108H135L136 110L135 111H137L135 114L136 115H134L133 114V110H132V107L130 108V107H128V106H130V103L129 102H131L130 101V98L128 97L129 96V92L128 91H125V86H123V84H125V83H123V82H125V80L122 82V80L125 78H123V76H119V73H121V71L119 70H117V67H115V65H114ZM76 62V61H75ZM118 62H116L117 64H118ZM59 63H61V62H59ZM66 63V62H65ZM69 63V62H68ZM71 63V62H70ZM80 63V64H81ZM64 64V63H63ZM67 64V63H66ZM74 64V66L76 65V64H78V61H77V63L75 64V63H73ZM50 65V66H49ZM53 65H56V64H53ZM119 65V64H118ZM60 66V65H59ZM66 67H67V65H65ZM77 66V65H76ZM53 67V66H52ZM70 67H72L71 66V64H70ZM69 67V68H70ZM88 67H90L91 68V70H89L88 69ZM55 68H57L56 66H54V69ZM76 68V67H75ZM78 68H76V69H78ZM28 70V71H30L31 73V75H32V73L34 74V76L36 77V80H32L30 83H28L30 86H28V88H27V86L26 87H19V86H17V85H15L14 83H13V72H15L16 73V71L18 72V71H21V70ZM63 69V68H62ZM76 69H74V72L76 71ZM70 70V69H69ZM11 71H12V73H11ZM59 71V70H58ZM61 71V70H60ZM73 71V70H72ZM57 72V71H56ZM56 72H55V74H56ZM62 72V71H61ZM67 72V71H66ZM69 72V71H68ZM77 72H76V74H77ZM119 72V73H118ZM235 72H237V74H235ZM20 73V72H19ZM25 73V72H24ZM27 73V72H26ZM59 73V72H58ZM63 73V72H62ZM65 73V72H64ZM134 73V74H135ZM22 74V73H21ZM54 73H53V75H55ZM67 74V73H66ZM65 74V75H66ZM70 75H74V74H71V73H69ZM131 74V73H130ZM15 75V74H14ZM20 75V74H19ZM28 75V74H27ZM27 75H26V77H27ZM30 75V76H31ZM122 75H124V74H122ZM129 75V74H128ZM128 75H126V78L128 77ZM17 78H18V80L20 79L19 78V76H18V74L17 75H15ZM33 76V75H32ZM33 76V78L32 79H34L35 77ZM56 76V75H55ZM63 76H64V74H63ZM125 76V75H124ZM130 76V75H129ZM135 76V75H134ZM22 77H23V75H22ZM26 77H25V79H26ZM57 77V76H56ZM65 77H68V76H65ZM121 77L123 78V79H121ZM132 77H133V75H132ZM132 77H130V78H132ZM16 78V79H17ZM29 78V77H28ZM69 78V77H68ZM22 79V78H21ZM31 79V78H30ZM30 79H28V80H30ZM57 80H58V78H56ZM55 79V80H56ZM128 79H129V77H128ZM127 79V80H128ZM134 79V78H133ZM133 79H131V80H133ZM14 80H15V78H14ZM23 81H24V79H22ZM65 80H67V79H65ZM104 80H102V81H104ZM130 80V79H129ZM130 80V81H131ZM233 80H237V81H239V83L241 84V87H242V92H241V94L240 95H238V96H235V97H232V96H226V97H222L223 95H227V94H229V93H231L230 92V89H231V83H232V81ZM20 81V80H19ZM22 81V82H23ZM59 81V80H58ZM129 81V83L130 84H132L131 82ZM128 82V81H127ZM133 82H134V80H133ZM135 82H134V84H132V85H130V86H132V87H134V85H136L135 84ZM17 83V82H16ZM20 83V82H19ZM24 83V82H23ZM41 83H44V84H41ZM123 83V84H122ZM128 83V84H129ZM127 84V85H128ZM22 85H24V84H22ZM27 85V84H26ZM100 85H102L101 83H100ZM102 85V86H103ZM126 85V84H125ZM95 86V85H94ZM98 86V85H97ZM97 86H95L96 88H97ZM129 86V87H130ZM45 87V88H46ZM104 87V86H103ZM127 87V86H126ZM132 87L130 88V89H132ZM44 88V89H45ZM99 88H101V87H99ZM60 89V91H61V88H59ZM58 89V90H59ZM93 89H94V87H93ZM128 88H126V90H127ZM134 89H133V91H134ZM48 90V89H47ZM66 90H63V91H66ZM101 90V89H100ZM103 90V89H102ZM44 91V90H43ZM46 91V90H45ZM57 91V90H56ZM62 91V92H63ZM41 92H42V90H41ZM68 92V93H69ZM93 93H94V91H92ZM100 92V91H99ZM102 92V91H101ZM130 92H132V90H130ZM57 93V92H56ZM60 93V92H59ZM68 93H67V96H68ZM89 93V92H88ZM92 93V94H93ZM98 93V92H97ZM127 93H128V95H127ZM52 94V93H51ZM64 94V93H63ZM70 94V93H69ZM82 94V95H83ZM100 94V93H99ZM55 95V94H54ZM60 95V94H59ZM131 95H132V93H131ZM49 96H51V95H49ZM48 96V97H49ZM58 96V95H57ZM56 96V97H57ZM96 96H98V95H96ZM55 97V98H56ZM76 97V96H75ZM84 97V96H83ZM82 97V98H83ZM130 97H132V96H130ZM50 98V97H49ZM60 98V97H59ZM64 98H65V96H64ZM87 98V97H86ZM90 98V97H89ZM94 98V97H93ZM99 98V97H98ZM45 99H47V98H45ZM69 99V98H68ZM73 99H74V97H73ZM92 99V98H91ZM96 99V98H95ZM48 100V99H47ZM78 100V99H77ZM85 100V99H84ZM83 100H81V102H82ZM98 101H100V103H101V100H99L98 99ZM129 101V102H128ZM1 102V101H0ZM80 102V103H81ZM94 102V101H93ZM104 102V101H103ZM4 103V102H3ZM58 103V102H57ZM134 102L132 103L131 102V105L132 104H135ZM103 104V103H102ZM11 105V104H10ZM23 105V106H22ZM60 105V104H59ZM91 105V104H90ZM93 105V104H92ZM97 105H98V103H97ZM1 106H2V104H1ZM7 106V105H6ZM12 106V105H11ZM10 106V107H11ZM68 106V105H67ZM80 106H82V105H80ZM84 106V105H83ZM100 106H102V105H100ZM8 107V106H7ZM26 107H24V108H26ZM58 107V106H57ZM3 108V107H2ZM5 108V107H4ZM94 108V107H93ZM102 108H104V107H102ZM91 109V108H90ZM7 110V109H6ZM9 110V109H8ZM7 110V111H8ZM39 110V111H40ZM98 110V109H97ZM100 110H101V108H100ZM11 111V110H10ZM21 111H23V110H21ZM27 111H29V110H27ZM32 111V110H31ZM69 111V110H68ZM108 111V110H107ZM24 112V111H23ZM30 112V111H29ZM42 112H46V111H44V110H42ZM56 112H57V110H56ZM83 112V111H82ZM94 112V111H93ZM101 112V111H100ZM9 113V111L7 112V114ZM11 113H12V111H11ZM16 113H18V112H16ZM15 113V114H16ZM54 113V112H53ZM59 113V112H58ZM64 113V112H63ZM79 113V112H78ZM5 114V113H4ZM30 114H31V112H30ZM34 114V113H33ZM39 114H41V112H39ZM60 114V113H59ZM24 115H25V113H24ZM49 115V114H48ZM57 115V114H56ZM75 115V114H74ZM79 115H82V114H80L79 113ZM96 115L98 116V114L96 113ZM100 115H101V113H100ZM19 116V115H18ZM27 116V115H26ZM30 116V115H29ZM62 116V115H61ZM87 116H88V114H87ZM1 117V116H0ZM59 117V116H58ZM63 117V116H62ZM84 117V116H83ZM101 117H103V116H101ZM60 118V117H59ZM82 118V117H81ZM104 118V117H103ZM18 119V118H17ZM41 119V118H40ZM44 119V118H43ZM48 118H46V120H47ZM54 119V118H53ZM1 120V119H0ZM87 120V119H86ZM14 121V120H13ZM43 121V120H42ZM48 121V120H47ZM63 121H64V119H63ZM90 121H92V120H90ZM106 121V120H105ZM1 122L2 123H4L2 120H1ZM19 122H20V120H19ZM25 122V121H24ZM45 122V121H44ZM100 122V121H99ZM48 123V122H47ZM91 123V122H90ZM93 123V122H92ZM106 123H107V121H106ZM34 124V123H33ZM71 123H69L68 125H70ZM100 124V123H99ZM2 125V124H1ZM36 125V124H35ZM93 125V124H92ZM108 125V127H109V124H107ZM3 126V125H2ZM23 126V125H22ZM38 126V125H37ZM44 126V125H43ZM74 126V125H73ZM106 126V125H105ZM27 127V126H26ZM35 127V126H34ZM41 126H39V128H40ZM65 127V126H64ZM72 127V126H71ZM10 128V127H9ZM53 128V127H52ZM241 128H247V129H251V131H250V133H249V138H248V140H246V139H243L242 137H240V133L239 132H237V130L238 129H241ZM24 129H25V127H24ZM31 129V128H30ZM29 129V130H30ZM56 130H58L57 129V127L55 128ZM62 129H64V128H62ZM72 129H73V127H72ZM85 129V128H84ZM176 129V132H172V130H175ZM5 130H6V128H5ZM28 130V131H29ZM45 130V129H44ZM60 130V129H59ZM70 130V129H69ZM86 130V129H85ZM88 130V129H87ZM10 131V130H9ZM16 131V130H15ZM14 131V132H15ZM33 131V130H32ZM35 131V130H34ZM53 131V130H52ZM65 131V130H64ZM67 131V130H66ZM75 131V130H74ZM4 131H2V133H3ZM8 132V131H7ZM39 132V131H38ZM47 132H48V129H47ZM46 132V134H49V133H47ZM61 132V130L59 131V133ZM63 132V131H62ZM70 132V131H69ZM68 132V133H69ZM83 132H85V131H83ZM82 132V133H83ZM87 132V131H86ZM12 133V132H11ZM32 133V132H31ZM52 133V132H51ZM50 133V134H51ZM71 133V132H70ZM80 133V132H79ZM1 134V133H0ZM6 134V133H5ZM32 134H34V132L32 133ZM35 134H37V132L35 133ZM49 134V135H50ZM64 134H65V132H64ZM74 135H75V133H73ZM72 134V135H73ZM85 134V133H84ZM91 134V133H90ZM7 135V134H6ZM15 134H13V136H14ZM18 135V134H17ZM41 135V134H40ZM43 135H44V133H43ZM53 135H54V131H53ZM60 135H62V134H60ZM67 135V134H66ZM65 135V136H66ZM76 135H78V133H77V131H76ZM75 135V136H76ZM87 135V134H86ZM7 136H9V135H7ZM12 136V135H11ZM27 136V135H26ZM52 136V135H51ZM55 136V135H54ZM58 136H59V134H58ZM80 136V135H79ZM88 136V135H87ZM90 137H91V135H89ZM88 136V137H89ZM239 136V138H237ZM19 138H22V137H20V136H18ZM81 137V136H80ZM16 138V137H15ZM18 138V139H19ZM84 138V137H83ZM8 139V138H7ZM7 139H6V141H7ZM93 139V138H92ZM9 140V139H8ZM17 140V139H16ZM15 140V141H16ZM59 140H60V138H59ZM62 140H64V138L62 139ZM61 140V141H62ZM85 140V139H84ZM11 141H12V138H11ZM14 141V140H13ZM25 141H27V140H25ZM86 141H88V139L86 140ZM91 141H94V140H91ZM9 142V141H8ZM21 142V141H20ZM63 142V141H62ZM64 142H65V140H64ZM89 142H90V140H89ZM88 142V143H89ZM0 143H1V140H0ZM12 144V143H11ZM21 144V143H20ZM19 144V145H20ZM59 144V143H58ZM68 144V143H67ZM89 144H92L91 142L89 143ZM123 144V145H124ZM5 145V144H4ZM15 145H17V144H15ZM29 145V144H28ZM51 145H53L52 143H51ZM57 146V145H56ZM55 146V147H56ZM94 146V145H93ZM245 146V145H244ZM247 146V145H246ZM251 146H250V148H251ZM2 147V146H1ZM9 147V146H8ZM51 147V146H50ZM70 146H68V148H69ZM248 147V146H247ZM5 148H6V146H5ZM4 148V149H5ZM71 148H72V146H71ZM73 148H75V147H73ZM96 148L97 147H95V151H96ZM253 148V147H252ZM9 149V148H8ZM7 149V150H8ZM11 149V148H10ZM75 149H77V148H75ZM100 149H103V148H100ZM105 149V148H104ZM47 150V149H46ZM46 150H43V151H46ZM67 150V149H66ZM85 150V149H84ZM127 150V149H126ZM1 151V150H0ZM78 151V150H77ZM82 151V150H81ZM15 152V151H14ZM51 152V151H50ZM57 152H58V148H57ZM57 152H56V154H57ZM85 152H86V150H85ZM98 152H99V147H98ZM60 154H61V152H59ZM69 153H70V151H69ZM79 153H80V150H79ZM82 153V152H81ZM87 153H89V152H87ZM103 153V152H102ZM106 153H107V150H106ZM133 153V152H132ZM136 153V154H137ZM139 153V154H140ZM5 154V153H4ZM14 154V153H13ZM24 154V153H23ZM45 154V153H44ZM59 154V155H60ZM62 154H63V152H62ZM71 154H73V153H70L69 154V156L71 155ZM98 154V153H97ZM103 154H105V152L103 153ZM130 154H131V152H130ZM135 154V153H134ZM258 154H257V156H258ZM2 155V154H1ZM6 155V154H5ZM10 155H12L11 153H10ZM16 155V154H15ZM49 155V154H48ZM50 155H51V153H50ZM52 155H53V153H52ZM58 155V154H57ZM78 155H81V154H77L76 156H78ZM91 155V154H90ZM129 155V154H128ZM133 155V154H132ZM256 155V154H255ZM255 155H254V157H255ZM14 155H12V157H13ZM25 156V155H24ZM39 156V155H38ZM89 156V155H88ZM95 156H96V154H95ZM179 156V155H178ZM249 156H251V155H249ZM1 157H3V156H1ZM0 157V158H1ZM46 157H48V156H46ZM60 157V156H59ZM82 157V156H81ZM128 157H130V156H128ZM127 157V158H128ZM183 157V156H182ZM181 156H180V158H182ZM259 157V156H258ZM10 158V157H9ZM14 158V157H13ZM12 158V159H13ZM19 158V157H18ZM20 158H22L21 156H20ZM44 158V157H43ZM62 158V157H61ZM71 158H73V156L71 157ZM75 158H77V157H75ZM79 158H80V156H79ZM104 158V157H103ZM105 158H107V157H105ZM134 158H135V156H134ZM134 158H130V159H132L133 161H134ZM179 158V157H178ZM256 158V157H255ZM261 158V157H260ZM260 158H258V160L260 159ZM11 159V158H10ZM46 160L48 159V158H45ZM50 159V161H51V158H49ZM52 159H54V158H52ZM82 158H80V160H81ZM97 159V158H96ZM98 159H99V157H98ZM129 159V160H130ZM185 159V158H184ZM241 160H242V157L240 158ZM239 159V160H240ZM248 159H250V158H248ZM247 159V160H248ZM5 160H6V158H5ZM14 160H15V158H14ZM18 160H20V159H18ZM28 160V159H27ZM43 160V159H42ZM58 160V159H57ZM83 160V159H82ZM89 160H91V159H89ZM88 160V161H89ZM94 160V159H93ZM124 160V159H123ZM122 160V161H123ZM179 160V159H178ZM261 160V159H260ZM2 161V160H1ZM16 161V160H15ZM45 161V160H44ZM44 161H42V162H44ZM55 161V160H54ZM61 161V160H60ZM87 161V160H86ZM117 161H119V163H120V160H116V162ZM121 161V162H122ZM197 161V160H196ZM196 161H194L192 164H189L187 161H185V160H179V161H176L175 163H173V164H171V165H169V166H171V167H174V168H178L179 170H187L188 169V171H190V168L191 167H193L194 165H195V170L194 171H196V173L198 174V175H200V176H202V175H204V173H202L201 172V170L198 168V162H196ZM254 161V160H253ZM3 162L5 163V161L3 160ZM10 162V161H9ZM11 162H12V160H11ZM31 162V161H30ZM57 162V161H56ZM85 162V161H84ZM124 162V161H123ZM123 162H122V164H123ZM128 162V161H127ZM135 162V161H134ZM251 162H252V160H251ZM256 162V161H255ZM3 163V164H4ZM62 163V162H61ZM63 163H64V161H63ZM75 163V162H74ZM78 163H80V162H78ZM131 163V162H130ZM240 163V162H239ZM244 163H245V161H244ZM9 164V163H8ZM24 164V163H23ZM45 164V163H44ZM48 164V163H47ZM57 164V163H56ZM76 164V163H75ZM82 164H83V162H82ZM85 164V163H84ZM84 164H83V166H84ZM124 164H127V163H124ZM123 164V165H124ZM6 165H7V161H6ZM25 165V164H24ZM51 165H52V163H51ZM65 165V164H64ZM80 165H81V163H80ZM89 165V164H88ZM103 165V164H102ZM128 165V164H127ZM131 165V164H130ZM258 165V164H257ZM256 165V166H257ZM12 166V165H11ZM40 166V165H39ZM45 166V165H44ZM54 166V165H53ZM62 166V165H61ZM79 166V165H78ZM78 166H74V167H78ZM87 166V165H86ZM97 166V165H96ZM106 166V165H105ZM236 166V165H235ZM250 166V165H249ZM248 166V167H249ZM8 167V166H7ZM10 167V166H9ZM37 167V166H36ZM63 167V166H62ZM81 168H82V166H80ZM140 167V166H139ZM258 167V166H257ZM261 167H263V164H262V166ZM11 168V167H10ZM18 168V167H17ZM26 168V167H25ZM24 168V169H25ZM45 168V167H44ZM47 168H48V166H47ZM84 168H86V167H84ZM98 166H97V170H98ZM103 168V167H102ZM106 168H107V166H106ZM109 168V167H108ZM115 167H113V169H114ZM129 168V167H128ZM155 169V167H152V169ZM158 168H160V167H158ZM169 169H170V167H168ZM210 168V169H211ZM218 168H216L217 170H218ZM237 168H238V166H237ZM239 168H240V165H239ZM245 168V167H244ZM247 168V167H246ZM253 168V167H252ZM251 168V169H252ZM259 168V167H258ZM5 169V168H4ZM13 169V168H12ZM12 169H11V171H12ZM56 169V168H55ZM59 169V168H58ZM57 169V170H58ZM67 169V168H66ZM65 169V170H66ZM68 169H69V166H68ZM111 169V168H110ZM132 169V168H131ZM151 169V170H152ZM163 169V168H162ZM165 169V168H164ZM249 169V168H248ZM254 169V168H253ZM14 170V169H13ZM27 170H29V168L27 169ZM48 170H51V169H48ZM77 170H79V169H77ZM83 170H85V169H83ZM83 170H81V171H83ZM90 170V169H89ZM93 170V169H92ZM95 170V169H94ZM96 170V171H97ZM107 170V169H106ZM112 170V169H111ZM121 170V169H120ZM119 169H118V171H120ZM123 170V169H122ZM134 170V169H133ZM132 170V171H133ZM143 170V169H142ZM146 170V169H145ZM237 170V169H236ZM245 170V169H244ZM261 170V169H260ZM264 170V169H263ZM262 170V171H263ZM2 171H5V170H2ZM15 171V170H14ZM13 171V172H14ZM24 171V170H23ZM32 171V170H31ZM44 171V170H43ZM47 171V170H46ZM45 171V172H46ZM52 171H54V170H52ZM64 171V170H63ZM80 171V172H81ZM100 171H102V170H100ZM115 171V170H114ZM117 171V170H116ZM117 171V172H118ZM160 171V170H159ZM165 171V170H164ZM187 171V172H188ZM219 171V170H218ZM241 171V170H240ZM253 171V170H252ZM252 171H251V173H252ZM255 171V170H254ZM13 172H12V174H13ZM28 172V171H27ZM42 172V171H41ZM48 172V171H47ZM58 172H59V170H58ZM88 172V171H87ZM102 172H104V171H102ZM110 172V171H109ZM127 172V171H126ZM128 172H129V170H128ZM127 172V173H128ZM131 172V171H130ZM129 172V173H130ZM147 171H145V173H146ZM151 172V171H150ZM171 172H175V171H171ZM179 172V171H178ZM182 172V171H181ZM220 172V171H219ZM236 171H234V173H235ZM239 172V171H238ZM238 172H236L237 174H238ZM249 173H250V171H248ZM7 173V172H6ZM23 173V172H22ZM21 173V174H22ZM25 173V172H24ZM29 173V172H28ZM67 173V172H66ZM73 173V172H72ZM72 173H71V175H72ZM78 173V172H77ZM85 173V172H84ZM108 173V172H107ZM154 173V172H153ZM152 173V174H153ZM161 174H162V172H160ZM189 173V172H188ZM190 173H192V171L190 172ZM189 173V174H190ZM196 173H195V175L194 176H196ZM221 173H223V172H221ZM226 173V172H225ZM233 173V174H234ZM260 173H261V171H260ZM10 174V173H9ZM9 174H8V176H9ZM18 174V173H17ZM49 174V173H48ZM57 174V173H56ZM88 174H91V173H88ZM87 173H86V175H88ZM97 174H99L98 172H97ZM116 174H118V173H116ZM130 174H133V173H130ZM134 174H135V172H134ZM134 174H133V176H134ZM148 174V173H147ZM155 174H157V173H155ZM175 174V173H174ZM176 174H177V169H176ZM181 174V173H180ZM179 174V175H180ZM184 174V173H183ZM216 174V173H215ZM2 175V174H1ZM4 175V174H3ZM25 175V174H24ZM36 175V174H35ZM41 175H43V174H41ZM49 175H51V174H49ZM59 175V174H58ZM62 175V174H61ZM67 175V174H66ZM74 175V174H73ZM72 175V176H73ZM108 175V174H107ZM112 175H114V174H111V175H108V176H112ZM127 175V174H126ZM136 175V174H135ZM151 175V174H150ZM154 175V174H153ZM165 175H167V174H165ZM178 175V176H179ZM192 175V174H191ZM193 175H192V177H193ZM218 175V174H217ZM216 175V176H217ZM234 175H236V174H234ZM233 175V177H235ZM242 175H243V173H242ZM246 175V174H245ZM260 175V174H259ZM46 176V175H45ZM44 176V177H45ZM54 176V175H53ZM60 176V175H59ZM70 176V175H69ZM84 176V175H83ZM89 176V175H88ZM87 176V177H88ZM93 176V175H92ZM99 176V175H98ZM107 176V177H108ZM129 176H131V175H129ZM138 176V175H137ZM146 176V175H145ZM155 176H157V175H155ZM220 176H224V175H221L220 174ZM219 176V177H220ZM230 176V175H229ZM228 176V177H229ZM249 176V175H248ZM248 176H247V178H248ZM4 177V176H3ZM10 177V176H9ZM8 177V178H9ZM22 177V176H21ZM29 177V176H28ZM43 177V178H44ZM91 177V176H90ZM90 177H88V178H90ZM95 177V176H94ZM101 177V176H100ZM114 177H116V176H114ZM119 177V176H118ZM139 177V176H138ZM150 177V176H149ZM162 177H163V175H162ZM205 177H206V175H205ZM218 177V176H217ZM231 177V176H230ZM237 177V176H236ZM242 177V176H241ZM246 177V176H245ZM249 177H252V176H249ZM258 177V176H257ZM2 178V177H1ZM33 178V177H32ZM37 178V177H36ZM41 178H42V176H41ZM106 178V177H105ZM109 178V177H108ZM137 178V177H136ZM146 178H147V176H146ZM158 178V177H157ZM183 178V177H182ZM188 178V175H187V177H186V179ZM198 178H199V176H198ZM197 178V179H198ZM202 178V177H201ZM216 178V177H215ZM223 178V177H222ZM227 178V177H226ZM225 178V180H227ZM232 178V177H231ZM261 178V177H260ZM262 178H263V182H264V172L262 173ZM13 179V178H12ZM15 179V178H14ZM46 179V178H45ZM51 179V178H50ZM56 179V178H55ZM58 179V178H57ZM87 179V178H86ZM93 179H95V178H93ZM100 179V178H99ZM123 179V178H122ZM128 179V178H127ZM130 179V178H129ZM132 179V178H131ZM141 179V178H140ZM139 178H138V180H140ZM167 179V178H166ZM177 179V178H176ZM179 179V178H178ZM185 179V178H184ZM191 179H193V181H194V178H191ZM204 179V178H203ZM224 179V178H223ZM233 179H235V178H233ZM240 179V178H239ZM252 179H254V178H252ZM1 180V179H0ZM9 180V179H8ZM7 180V181H8ZM25 180V179H24ZM36 180H38V179H36ZM44 180V179H43ZM96 180V179H95ZM105 180V179H104ZM117 180V179H116ZM138 180H136V183H137V181ZM143 180V179H142ZM151 180V179H150ZM157 180V179H156ZM199 180H200V178H199ZM199 180H196L195 179V181L194 182H196V181H199ZM202 180V179H201ZM200 180V181H201ZM205 180V179H204ZM221 180V179H220ZM243 180V179H242ZM245 180V179H244ZM258 180H260V179H258ZM6 182V177H5V180L3 179V182ZM15 181H17V180H15ZM73 181V180H72ZM87 181V180H86ZM110 181H111V179H110ZM110 181H109V183H110ZM118 181V180H117ZM117 181H116V183H114V185L115 184H117V186H118V183H117ZM133 181V180H132ZM153 181V180H152ZM182 181V180H181ZM186 181H190V179L189 180H186ZM192 181V182H193ZM222 181V180H221ZM220 181V182H221ZM233 181V180H232ZM235 181H236V179H235ZM234 181V183H236ZM255 181H257V180H255ZM255 181H253V182H255ZM2 182V183H3ZM10 182V181H9ZM26 182H27V180H26ZM62 182V181H61ZM103 182V181H102ZM142 182V181H141ZM149 182V181H148ZM157 182V181H156ZM177 182V181H176ZM229 182H231V180L229 181ZM240 182H241V180H240ZM240 182H239V184H240ZM248 182V181H247ZM1 183V182H0ZM8 183V182H7ZM31 183V182H30ZM33 183V182H32ZM35 183V182H34ZM40 183V182H39ZM45 183H48V182H45ZM58 183V182H57ZM60 183V182H59ZM66 183V182H65ZM74 183V182H73ZM92 183H94V181L92 182ZM97 183H100V182H97ZM119 183H121V182H119ZM139 183V182H138ZM137 183V184H138ZM151 183V182H150ZM163 183H165V181L163 182ZM167 183V182H166ZM169 183V182H168ZM167 183V184H168ZM180 184V181H178L176 184ZM198 183V182H197ZM224 183V182H223ZM242 183V182H241ZM258 183V182H257ZM9 184V183H8ZM25 184V183H24ZM49 184H50V182H49ZM86 184V183H85ZM107 184V183H106ZM136 184V185H137ZM139 184H142V183H139ZM138 184V185H139ZM154 184H156V183H154ZM153 184V185H154ZM160 184V183H159ZM169 184H171V183H169ZM173 184V183H172ZM171 184V185H172ZM190 184V183H189ZM208 184V183H207ZM224 184H226V183H224ZM236 184H238V183H236ZM244 184V183H243ZM246 184H248V183H245V185ZM22 185V184H21ZM27 185V184H26ZM42 185V184H41ZM40 185V186H41ZM54 185V184H53ZM53 185H52V187H53ZM57 185H59V184H57ZM89 185V184H88ZM102 185V184H101ZM100 185V186H101ZM103 185H105V184H103ZM102 185V186H103ZM108 185V184H107ZM106 185V186H107ZM113 184H111V186H112ZM137 185V186H138ZM144 185V184H143ZM142 185V186H143ZM151 185V184H150ZM166 185V184H165ZM165 185H164V187H165ZM183 185V184H182ZM187 185V183L184 185V187ZM223 185V184H222ZM230 185V184H229ZM252 185V184H251ZM255 185H257V184H255ZM262 185V184H261ZM264 185V184H263ZM22 186H24V185H22ZM22 186H20V187H22ZM32 186V185H31ZM47 186V185H46ZM49 186V185H48ZM123 186H125V185H123ZM128 186V185H127ZM141 186V187H142ZM146 186V185H145ZM159 186V185H158ZM179 186V185H178ZM187 186H190V185H187ZM194 186H195V184H194ZM198 186H199V184H198ZM205 186H207V185H205ZM205 186H203V184H202V188H204ZM219 186V185H218ZM224 186V185H223ZM236 186V185H235ZM243 186V185H242ZM253 186V185H252ZM259 186H260V184H259ZM8 187V186H7ZM20 187H18V188H20ZM34 187H35V185H34ZM44 187V186H43ZM51 187V186H50ZM87 187V186H86ZM85 187V188H86ZM139 187V186H138ZM149 186H147V188H148ZM152 187V186H151ZM156 186H154V187H152V189L153 188H155ZM163 187V186H162ZM181 187H183V186H181ZM181 187H179V188H181ZM191 187H193V186H191ZM196 187V186H195ZM200 187V188H201ZM210 187V186H209ZM209 187H207V188H209ZM215 186H213L212 188H214ZM217 187V186H216ZM215 187V188H216ZM220 187V186H219ZM218 187V188H219ZM225 187V186H224ZM228 187H230V186H228ZM255 187V186H254ZM258 187V186H257ZM256 187V188H257ZM13 188H14V185H13ZM25 188V187H24ZM36 188H37V185H36ZM45 188V187H44ZM58 188V187H57ZM72 188V187H71ZM70 188V189H71ZM76 188V187H75ZM74 188V189H75ZM78 188V187H77ZM80 188H81V186H80ZM80 188H78V189H80ZM84 188V187H83ZM91 188H92V186H91ZM95 188V187H94ZM100 188V187H99ZM105 188V187H104ZM109 188H110V186H109ZM121 188V187H120ZM128 188V187H127ZM127 188H125V189H127ZM132 188H133V186H132ZM135 188H136V186H135ZM140 188V187H139ZM157 188V187H156ZM159 189H160V187H158ZM157 188V189H158ZM169 188V187H168ZM175 188H176V186H175ZM199 188V189H200ZM206 188V187H205ZM204 188V189H205ZM211 188V187H210ZM214 188V189H215ZM226 188V187H225ZM231 189H232V187H230ZM239 188V187H238ZM238 188H236V189H238ZM241 188V187H240ZM4 189V188H3ZM27 190H28V188H26ZM38 189V188H37ZM40 189V188H39ZM50 189V188H49ZM53 189H54V187H53ZM56 189V188H55ZM67 189V188H66ZM78 189H77V191H78ZM88 189V188H87ZM90 189V188H89ZM122 189V188H121ZM131 189V188H130ZM173 189V188H172ZM176 189H178V187L176 188ZM182 189V188H181ZM186 189H187V187H186ZM186 189H185V191H186ZM193 189V188H192ZM197 189V188H196ZM195 189V190H196ZM199 189L198 190H196V192L197 191H199ZM203 189V190H204ZM222 189V188H221ZM224 189V188H223ZM230 189V190H231ZM247 189H249V188H247ZM247 189H246V191H247ZM251 189V188H250ZM249 189V190H250ZM8 190V189H7ZM7 190H5V191H7ZM18 190H21V189H18ZM52 190V189H51ZM58 190V189H57ZM68 190V189H67ZM76 190V189H75ZM75 190H73V191H75ZM81 190V189H80ZM95 190V189H94ZM104 190V189H103ZM133 190V189H132ZM139 190V189H138ZM151 190V189H150ZM187 190H190L189 188L187 189ZM202 190V191H203ZM216 190V189H215ZM225 190V189H224ZM240 190V189H239ZM245 190V189H244ZM253 190H255L254 188H253ZM2 191V190H1ZM9 191H11V188H10V190ZM16 191H17V188H16ZM21 191H23V190H21ZM35 192H36V190H34ZM43 191V190H42ZM55 191V190H54ZM61 191V190H60ZM71 191V190H70ZM72 191V192H73ZM83 191V190H82ZM88 191V190H87ZM86 191V192H87ZM90 191H92L93 192V190H90ZM122 191V190H121ZM127 191V190H126ZM158 191V190H157ZM164 191H166V190H164ZM167 191H168V189H167ZM172 191V190H171ZM179 191V190H178ZM192 191V190H191ZM201 191V192H202ZM205 191V190H204ZM216 191H218V190H216ZM215 191V192H216ZM223 191V190H222ZM228 191H229V189H228ZM242 191V190H241ZM258 191V190H257ZM2 192H4V191H2ZM13 192V191H12ZM34 192V193H35ZM63 193H64V191H62ZM61 192V193H62ZM66 192V191H65ZM81 192V191H80ZM85 192V193H86ZM136 192V191H135ZM148 192V191H147ZM173 192V191H172ZM172 192H170V193H172ZM181 192H183V189L181 190ZM194 192V191H193ZM200 192V193H201ZM207 192H209V191H207ZM210 192H213L212 190H210ZM209 192V193H210ZM214 192V193H215ZM220 192H221V190H220ZM220 192H219V194H220ZM231 192H232V190H231ZM240 192V191H239ZM251 192V191H250ZM253 192V191H252ZM255 192V191H254ZM259 192V191H258ZM18 193V192H17ZM28 193V192H27ZM27 193H26V195H27ZM32 193V192H31ZM38 193V192H37ZM44 193V192H43ZM43 193H42V195H43ZM48 193V192H47ZM52 193V192H51ZM54 193V192H53ZM60 193V192H59ZM59 193H58V195H59ZM82 193V192H81ZM87 193H89V192H87ZM138 193V192H137ZM136 193V194H137ZM191 193V192H190ZM208 193V194H209ZM218 193V192H217ZM228 193V192H227ZM226 193V194H227ZM4 194V193H3ZM24 194V193H23ZM56 194V193H55ZM66 194H68V193H66ZM93 194V193H92ZM124 194H125V192H124ZM135 194V193H134ZM143 194V193H142ZM181 194V193H180ZM189 194V193H188ZM196 194H198V193H196ZM203 194V193H202ZM208 194H207V196H208ZM218 194V195H219ZM224 194V193H223ZM225 194V195H226ZM21 195V194H20ZM25 195V194H24ZM28 195H30V193L28 194ZM27 195V196H28ZM49 195V194H48ZM65 195V194H64ZM100 195L102 196V194L100 193ZM108 195V194H107ZM112 195V194H111ZM117 195V194H116ZM127 195V194H126ZM141 195V194H140ZM161 195V194H160ZM175 195V194H174ZM176 195H179V194H176ZM183 195V194H182ZM190 195V194H189ZM203 195H205V194H203ZM202 195V196H203ZM214 194H212L211 196H213ZM221 195V194H220ZM219 195V196H220ZM255 195V194H254ZM5 196V195H4ZM17 196V195H16ZM47 196V195H46ZM73 196V195H72ZM93 196V195H92ZM118 196H119V194H118ZM123 196H125V195H123ZM130 196V195H129ZM133 196V195H132ZM131 196V197H132ZM139 196V195H138ZM143 196H144V194H143ZM148 196V195H147ZM180 196V195H179ZM184 196V195H183ZM187 196V195H186ZM191 196V195H190ZM196 196H199V195H196ZM219 196H217V197H219ZM228 196V195H227ZM230 196L232 197V195L230 194L229 195V198H230ZM244 196H245V194H244ZM248 196V195H247ZM258 196H259V194H258ZM261 196H262V194H261ZM261 196H259V197H261ZM3 197V196H2ZM15 197V196H14ZM19 197V196H18ZM34 197V196H33ZM37 197V196H36ZM54 197H56L55 195H54ZM63 197H66V196H63ZM69 197V196H68ZM68 197H67V199H68ZM83 197V196H82ZM95 197V196H94ZM128 197V196H127ZM134 197V196H133ZM174 197V196H173ZM189 197V196H188ZM209 197V196H208ZM207 197V198H208ZM223 197H225V196H222V198ZM239 197H241V196H239ZM250 197V196H249ZM249 197L247 198V199H249ZM255 197V196H254ZM257 197V196H256ZM263 197V196H262ZM261 197V198H262ZM6 198V197H5ZM9 198V197H8ZM21 198H23V197H21ZM28 198H29V196H28ZM31 198H32V196H31ZM35 198V197H34ZM45 198V197H44ZM118 198V197H117ZM122 198V197H121ZM126 197H124V199H125ZM154 198V197H153ZM171 198H172V195H171ZM181 198H183V197H181ZM180 198V199H181ZM192 198H195V197H192ZM198 198H200V196L198 197ZM198 198H196V199H198ZM216 198V197H215ZM229 198H227L226 200H228ZM244 198V197H243ZM7 199V198H6ZM14 199V198H13ZM19 199V198H18ZM27 199V198H26ZM38 199V198H37ZM50 199V198H49ZM54 199V198H53ZM62 199V198H61ZM111 199V198H110ZM116 199V198H115ZM120 199V198H119ZM123 199V198H122ZM127 199V198H126ZM129 199H130V197H129ZM133 199V198H132ZM135 199V198H134ZM138 199V198H137ZM136 199V200H137ZM147 199V198H146ZM155 199V198H154ZM154 199H153V201H154ZM188 199H191L190 197L188 198ZM187 199V200H188ZM203 199H206V198H203ZM220 199H221V197H220ZM241 199H242V197H241ZM255 199V198H254ZM263 199V198H262ZM14 200H17V198L16 199H14ZM23 200V199H22ZM25 200V199H24ZM34 200V199H33ZM41 200V199H40ZM46 200V199H45ZM84 200V199H83ZM112 200V199H111ZM117 200V199H116ZM115 200V201H116ZM139 200V199H138ZM144 201L142 202V203H144L145 202V199H143ZM148 200V199H147ZM157 200V199H156ZM155 200V201H156ZM184 199H182L181 201H183ZM186 200V199H185ZM184 200V201H185ZM201 200V199H200ZM208 200V199H207ZM210 200H214V196H213V199H212V197H211V199ZM215 200H217V199H215ZM215 200H214V203H215ZM225 200V201H226ZM232 200H233V198H232ZM234 200H235V198H234ZM245 200V199H244ZM258 200V199H257ZM2 201V200H1ZM19 201V200H18ZM38 201V200H37ZM55 201V200H54ZM68 201V200H67ZM89 201H91V200H89ZM101 201V200H100ZM109 202H110V200H108ZM119 201V200H118ZM121 201V200H120ZM119 201V202H120ZM149 201H151V200H149ZM172 201H173V199H172ZM179 201V200H178ZM219 201V200H218ZM238 201V200H237ZM237 201H235L234 202V205L236 204V202ZM253 201V200H252ZM259 201H260V199H259ZM21 203L23 202V201H20ZM25 202H27V201H25ZM32 202V201H31ZM41 203H42V201H40ZM47 202V201H46ZM62 202V201H61ZM64 202V201H63ZM72 202V201H71ZM86 202H87V199H86ZM122 202H124V200H122L121 201V204H122ZM131 202V201H130ZM133 202H134V200H133ZM137 202V201H136ZM139 202V201H138ZM147 202V201H146ZM152 202V201H151ZM163 202V201H162ZM180 202V201H179ZM190 202V201H189ZM195 202H197L196 200H195ZM205 202V201H204ZM210 202V201H209ZM208 202V203H209ZM213 202V201H212ZM220 202V201H219ZM242 202V201H241ZM255 202V201H254ZM29 203H30V201H29ZM36 203V202H35ZM38 203V202H37ZM51 203V202H50ZM67 203V202H66ZM79 203V202H78ZM82 203H84L83 201H82ZM81 203V204H82ZM88 203V202H87ZM100 203V202H99ZM112 203V202H111ZM110 203V204H111ZM116 203V202H115ZM127 203H128V200H127ZM126 203V204H127ZM140 204H141V202H139ZM166 203H168V202H166ZM170 203V202H169ZM173 203H175V202H173ZM176 203H178V202H176ZM183 203H185V202H183ZM213 203V204H214ZM220 203H223V202H220ZM227 203V202H226ZM229 203V202H228ZM231 203V202H230ZM3 204V203H2ZM31 204H33V206H34V203H30V205ZM38 204H40V203H38ZM56 204V203H55ZM59 204V203H58ZM102 204V203H101ZM118 204V203H117ZM120 204V203H119ZM125 204V203H124ZM128 204H130V203H128ZM131 204H132V202H131ZM131 204H130V206H131ZM134 204V203H133ZM132 204V205H133ZM155 204V203H154ZM158 204V203H157ZM157 204H156V206H157ZM163 204V203H162ZM165 204V203H164ZM190 203H188V205H189ZM191 204H193L194 205V203H192L191 202ZM198 204H200V202H198ZM213 204H211L210 206H212ZM216 204V203H215ZM215 204H214V206H215ZM218 204V203H217ZM216 204V205H217ZM225 204V203H224ZM223 204V205H224ZM232 204H233V202H232ZM247 204V203H246ZM253 204V203H252ZM251 204V205H252ZM16 205V204H15ZM26 205V204H25ZM29 205V204H28ZM48 205H49V203H48ZM64 205V204H63ZM74 205V204H73ZM82 205H84V204H82ZM85 205H86V203H85ZM98 205H100V204H98ZM105 205V204H104ZM136 205V204H135ZM137 205H139V204H137ZM143 205V204H142ZM159 205V204H158ZM167 205H170V204H167ZM166 204L164 205V206H167ZM173 205L174 204H172L171 206H172V208H174L173 207ZM178 205H180V203L178 204ZM177 205V206H178ZM185 205H186V203H185ZM197 205V204H196ZM204 205H206V204H204ZM203 205V206H204ZM219 205V204H218ZM217 205V206H218ZM228 205V204H227ZM242 205H244V204H242ZM255 205H257V203L255 204ZM6 206V205H5ZM4 206V207H5ZM21 206H22V204H21ZM20 205H19V207H21ZM32 206V205H31ZM46 206V205H45ZM51 206V205H50ZM61 206V205H60ZM81 206V205H80ZM110 206H113V205H110ZM118 206H122V205H118ZM129 206V205H128ZM134 206V205H133ZM141 206V205H140ZM161 206V205H160ZM177 206H176V208H177ZM198 206V205H197ZM213 206V207H214ZM220 206H221V204H220ZM225 207H227L226 205H224ZM223 206V207H224ZM231 205H228V207L226 208V209H228L229 207H230ZM236 206V205H235ZM238 206V205H237ZM241 206V205H240ZM253 207H254V205H252ZM252 206H250V207H252ZM9 207V206H8ZM13 207V206H12ZM39 207V206H38ZM42 207V206H41ZM66 207H67V205H66ZM66 207H65V209H66ZM70 207V206H69ZM72 207V206H71ZM76 207V206H75ZM84 207H86V206H84ZM89 207V206H88ZM93 207V206H92ZM123 207H124V205H123ZM127 207V206H126ZM137 207V206H136ZM143 207H144V205H143ZM148 207V206H147ZM154 207H155V205H154ZM169 207V206H168ZM180 207H183L182 205L180 206ZM189 207H191V206H189ZM205 207H207V206H205ZM231 207H233V205L231 206ZM258 207H259V205H258ZM25 208H26V206H25ZM29 208H31V207H29ZM50 208V207H49ZM76 208H78V207H76ZM75 208V209H76ZM119 207H117V209H118ZM146 208V207H145ZM158 208V207H157ZM175 208V209H176ZM179 208V207H178ZM185 208V207H184ZM194 208V207H193ZM199 207H197L196 209H198ZM204 208V207H203ZM216 208V207H215ZM218 208H220L219 206L217 207V209ZM222 208V207H221ZM239 208V207H238ZM237 208V209H238ZM261 208V207H260ZM6 209V208H5ZM11 209H13V208H11ZM16 209V208H15ZM22 209V208H21ZM31 209H33V207L31 208ZM35 210H36V208H34ZM40 209V208H39ZM42 209V208H41ZM62 209V208H61ZM64 209V210H65ZM81 209V208H80ZM79 209V210H80ZM86 209V208H85ZM92 209V208H91ZM104 209V208H103ZM123 209V208H122ZM130 209V208H129ZM142 209H144V208H142ZM150 209V208H149ZM149 209H147V210H149ZM167 209H170L171 211H172V209L171 208H167ZM174 209V210H175ZM199 209H201V207L199 208ZM207 209V208H206ZM205 209V210H206ZM216 209V210H217ZM233 209V208H232ZM239 209H241L242 210V208H239ZM239 209H238V211H239ZM250 209V208H249ZM252 209V208H251ZM14 210V209H13ZM47 210H48V208H47ZM47 210H46V212H47ZM52 210H55L54 209V207H53V209ZM72 210V209H71ZM78 210V209H77ZM112 210H114L113 209V207H112ZM124 210V209H123ZM122 210V211H123ZM157 210H159V209H157ZM161 210H163V209H161ZM178 210V209H177ZM188 210V212L189 213H191L190 212V210L189 209H187ZM192 210V209H191ZM215 210V209H214ZM215 210V211H216ZM240 210V211H241ZM248 210V209H247ZM253 210V209H252ZM258 209H256V211H257ZM6 211V210H5ZM5 211H2V210H0V264H97L96 263V261H94L91 257L93 256H91V255H89V253H88V249L87 248H85L84 246H83V244L81 245L80 243L78 244V242L77 243H75V242H73V241H71V239L70 238H68V237H66V236H60V234H58L57 232H54V231H47L45 228H42V227H39V226H37V225H35L34 224V222H32L30 219H28L26 216H24V217H22V215H21V217L20 216H15V215H12L11 213H7V212H5ZM17 211H19V210H17ZM20 211H22V210H20ZM19 211V212H20ZM32 211V210H31ZM39 211V210H38ZM37 211V212H38ZM41 211V210H40ZM66 211V210H65ZM70 211V210H69ZM85 211V210H84ZM94 211V210H93ZM101 211H103V210H101ZM115 211V210H114ZM120 211V210H119ZM134 211V210H133ZM141 211H143V210H141ZM151 211V210H150ZM169 211V210H168ZM198 211H200V210H197L196 211V213L198 212ZM214 211V212H215ZM221 211V210H220ZM223 211V210H222ZM222 211H221V213H222ZM233 211H235L236 212V210H233ZM242 211H244V210H242ZM250 211V210H249ZM262 211V210H261ZM261 211H259V212H261ZM49 212H50V210H49ZM48 212V213H49ZM54 212V211H53ZM53 212H52V214H53ZM60 212V211H59ZM58 212V213H59ZM63 213H64V211H62ZM70 212H72V211H70ZM81 212V211H80ZM83 212V211H82ZM86 212V211H85ZM148 212V211H147ZM165 212V211H164ZM163 212V213H164ZM180 212V211H179ZM178 212V213H179ZM202 212V213H201ZM201 212H199L200 214L199 215H201V214H203V210H201ZM206 212H207V210H206ZM205 212V213H206ZM209 212H210V210H209ZM214 212H212L213 213V215L215 214ZM224 212V211H223ZM258 211H257V213H259ZM33 213H34V211H33ZM42 213V212H41ZM40 213V214H41ZM56 213H57V211H56ZM55 213V214H56ZM93 213V212H92ZM96 213V212H95ZM100 213V212H99ZM115 213V212H114ZM141 213V212H140ZM157 213H160V212H157ZM163 213L161 214V216L163 215ZM188 213V214H189ZM221 213H219L220 215H221ZM225 213V212H224ZM242 213H244V212H242ZM253 213V212H252ZM17 214H18V212H17ZM16 214V215H17ZM18 214V215H19ZM38 214V213H37ZM68 214V213H67ZM85 214V213H84ZM83 214V215H84ZM89 214H91V213H89ZM103 214V213H102ZM145 214V213H144ZM169 214V213H168ZM187 214V213H186ZM217 214V213H216ZM238 214H239V212H238ZM249 214V213H248ZM250 214H251V212H250ZM261 214V213H260ZM49 215V214H48ZM65 215V214H64ZM69 215H71V214H69ZM77 215H78V213H77ZM96 215V214H95ZM121 215H123V214H121ZM126 215V214H125ZM124 215V216H125ZM146 215V214H145ZM148 215V214H147ZM160 215V214H159ZM177 215V214H176ZM184 216H185V213L183 214ZM182 215V216H183ZM192 215V214H191ZM196 215V214H195ZM208 215H209V213H208ZM208 215H206V218H207V216ZM223 215V214H222ZM229 215H232V214H229ZM236 215V214H235ZM240 215V214H239ZM238 215V216H239ZM246 215V214H245ZM244 215V216H245ZM254 215V213L252 214V216ZM258 214H256V216H257ZM30 216V215H29ZM37 216H40V215H37ZM61 216V215H60ZM63 216V215H62ZM79 216H81L82 217V215H79ZM78 216V217H79ZM118 216H120V214L118 215ZM137 216V215H136ZM140 216V215H139ZM142 216H144L143 214H142ZM160 216V217H161ZM164 216V215H163ZM171 216V215H170ZM174 217H176L175 215H173ZM180 216V215H179ZM183 216V217H184ZM187 216V215H186ZM211 216V215H210ZM210 216H208V217H210ZM216 216V215H215ZM219 216V215H218ZM224 216V215H223ZM226 217H227V215H225ZM224 216V217H225ZM234 216V215H233ZM233 216H231V217H233ZM241 216V215H240ZM243 216V215H242ZM244 216H243V218L242 219H244ZM259 216V215H258ZM43 217H44V215H43ZM65 217H67L66 215H65ZM85 217V216H84ZM98 217V216H97ZM128 217H130V216H128ZM134 217V216H133ZM151 217H153L152 215H151ZM165 217V216H164ZM166 217H169V216H167V214H166ZM192 217H194V215L192 216ZM203 217V216H202ZM214 217V216H213ZM222 217V216H221ZM225 217V218H226ZM245 217H247V216H245ZM262 216H260V218H261ZM264 217V216H263ZM29 218H32V217H29ZM46 218V217H45ZM55 218V217H54ZM57 218V217H56ZM59 218V217H58ZM60 218H62V217H60ZM68 218V217H67ZM117 218V217H116ZM132 218V217H131ZM158 218V217H157ZM177 218V217H176ZM181 218V217H180ZM196 218H197V216H196ZM195 218V219H196ZM205 218V217H204ZM216 218H218V217H216ZM240 218V217H239ZM249 218V217H248ZM38 219H41V218H38ZM64 219V218H63ZM69 219V218H68ZM73 219V218H72ZM82 219V218H81ZM94 219V218H93ZM144 219V218H143ZM190 219L192 220V218H191V216H190ZM200 219V218H199ZM198 219V220H199ZM209 219V218H208ZM211 219H213V218H211ZM228 219H230L229 217H228ZM250 219V218H249ZM249 219H248V221H249ZM51 220V219H50ZM80 220V219H79ZM99 220V219H98ZM102 220V219H101ZM107 220V219H106ZM114 220V219H113ZM118 220V219H117ZM125 220H126V218H125ZM128 220V219H127ZM129 220H130V218H129ZM146 220V219H145ZM166 220V219H165ZM164 220V221H165ZM184 220H186V219H184L183 218V221ZM205 220V219H204ZM203 220V222H205ZM222 220H224V219H222ZM222 220H220V221H222ZM227 220V219H226ZM240 220V219H239ZM247 220V219H246ZM251 220V219H250ZM33 221H35L36 222V220H33ZM39 221V220H38ZM41 221V220H40ZM45 221V220H44ZM53 221V220H52ZM61 221V220H60ZM66 221V220H65ZM92 221V220H91ZM97 221V220H96ZM114 221H116V220H114ZM151 221V220H150ZM182 221V222H183ZM186 221H188V220H186ZM185 221V222H186ZM192 221H194V220H192ZM201 221V220H200ZM199 221V222H200ZM214 221H216V220H214ZM230 221V220H229ZM241 221H243V220H241ZM256 221H258V220H256ZM260 222H261V220H259ZM57 222V221H56ZM55 222V223H56ZM58 222H59V220H58ZM63 222H64V220H63ZM78 222V221H77ZM98 222V221H97ZM118 222V221H117ZM146 222H148V221H146ZM181 222V223H182ZM208 222V221H207ZM223 222V221H222ZM221 222V223H222ZM228 222V221H227ZM238 223H239V221H237ZM264 221H262V223H263ZM89 223V222H88ZM111 223V222H110ZM114 223V222H113ZM184 223V222H183ZM192 223H195V222H192ZM218 223H219V218H218ZM221 223H219V224H221ZM231 223L233 224V222L231 221ZM244 223V222H243ZM242 223V224H243ZM248 223V222H247ZM250 223V222H249ZM255 223V222H254ZM262 223H260V224H262ZM43 224V223H42ZM46 224H48V222L46 223ZM51 224V223H50ZM63 224V223H62ZM74 224V223H73ZM84 224H86V223H84ZM96 224H98V223H96ZM96 224H95V226H96ZM115 224V223H114ZM117 224V223H116ZM120 224V223H119ZM133 224V223H132ZM131 224V225H132ZM135 224V223H134ZM175 224V223H174ZM187 224V223H186ZM191 224V223H190ZM209 224V223H208ZM213 224H214V222H213ZM218 224V225H219ZM224 224V223H223ZM222 224V226H224ZM230 224V223H229ZM250 224H252V222L250 223ZM258 224V223H257ZM264 224V223H263ZM59 225V224H58ZM66 225V224H65ZM67 225H69L68 223H67ZM76 225V224H75ZM78 225V224H77ZM90 225V224H89ZM94 225V224H93ZM99 225H100V223H99ZM136 225V224H135ZM171 225H173V224H171ZM182 225V224H181ZM215 225V224H214ZM217 225V226H218ZM237 225V224H236ZM249 225V224H248ZM256 225V224H255ZM255 225H253V226H255ZM47 226V225H46ZM52 226V225H51ZM50 226V227H51ZM82 226V225H81ZM87 226V225H86ZM91 226V225H90ZM101 226V225H100ZM104 226H106L105 224H104ZM111 226V225H110ZM117 226V225H116ZM175 226V225H174ZM174 226H171V227H174ZM187 226V225H186ZM190 226V225H189ZM188 226V227H189ZM191 226H193L192 224H191ZM221 226V227H222ZM229 226H231V225H229ZM263 226V225H262ZM62 227V226H61ZM67 227V226H66ZM85 227V226H84ZM89 227V226H88ZM111 227H114V226H111ZM131 227V226H130ZM233 227V226H232ZM239 227V226H238ZM264 227V226H263ZM262 227V228H263ZM54 228V230H55V227H53ZM70 228H71V226H70ZM79 228V227H78ZM81 228V227H80ZM87 228V227H86ZM90 228V227H89ZM132 228V227H131ZM130 228V229H131ZM175 228H176V226H175ZM199 228V227H198ZM210 228H212V227H210ZM214 228V227H213ZM219 228H220V225H219ZM219 228L217 227V230H219ZM230 228V227H229ZM234 228H236V226H234ZM242 228H244V227H242ZM57 229V228H56ZM59 229V228H58ZM67 229V228H66ZM82 229V228H81ZM81 229H79V230H81ZM88 229V228H87ZM97 229H99V227L97 228ZM111 229V228H110ZM135 229V228H134ZM137 229V228H136ZM185 229V228H184ZM191 229V228H190ZM203 229V228H202ZM221 229H223V228H221ZM225 230H226V228H224ZM233 229V228H232ZM238 229V228H237ZM237 229H235V230H237ZM245 229H246V227H245ZM244 229V230H245ZM249 229H251V228H249ZM258 229H259V225H258ZM261 229V228H260ZM264 229V228H263ZM73 230V229H72ZM74 230H76V228L74 229ZM78 230V231H79ZM82 230H84V229H82ZM117 230V229H116ZM120 230V229H119ZM123 230V229H122ZM197 230V229H196ZM199 230V229H198ZM200 230H201V228H200ZM216 230V231H217ZM229 230V229H228ZM239 230H241V229H239ZM238 230V231H239ZM262 230V229H261ZM260 230V231H261ZM56 231V230H55ZM60 231V230H59ZM66 231V230H65ZM95 231V230H94ZM110 231V230H109ZM108 231V232H109ZM118 231V230H117ZM135 231V230H134ZM186 231H187V228H186ZM204 231H206V230H203V233H204ZM227 231V230H226ZM234 231V230H233ZM232 231V232H233ZM242 231V230H241ZM240 231V232H241ZM253 231H254V229H253ZM67 232V231H66ZM82 232V231H81ZM88 232V231H87ZM135 232H137V231H135ZM178 232V231H177ZM183 232H184V230H183ZM199 232V231H198ZM197 232V233H198ZM208 232V231H207ZM207 232H206V234H207ZM210 232L212 233L213 232V229H212V231H209V233H208V236H209V234H210ZM219 232V231H218ZM222 232V231H221ZM229 232V231H228ZM235 232V231H234ZM243 232V231H242ZM241 232V233H242ZM252 231H249V234L251 233ZM60 233V232H59ZM71 233V232H70ZM119 233H121V232H119ZM158 233V232H157ZM196 233V234H197ZM214 233V232H213ZM212 233V234H213ZM223 233V232H222ZM230 233V232H229ZM238 233V232H237ZM244 233V232H243ZM247 233V232H246ZM73 234V233H72ZM74 234H75V232H74ZM83 234H85L84 233V231H83ZM142 234H143V232L140 234L141 235V237H142V239H143V242H144V238H143V236H144V234H143V236H142ZM200 234V233H199ZM212 234H211V236H212ZM221 234V233H220ZM226 234V233H225ZM234 234V236L233 237H235V233H233ZM254 234V233H253ZM252 234V235H253ZM260 234H262V233H260ZM263 234H264V232H263ZM65 235V234H64ZM103 235V234H102ZM102 235H100V236H102ZM113 234H111V236H112ZM124 235V234H123ZM204 235V234H203ZM231 235V234H230ZM242 235V234H241ZM240 235V236H241ZM248 235V234H247ZM258 235V234H257ZM78 236V235H77ZM110 236V237H111ZM118 236V235H117ZM146 236V235H145ZM202 236V235H201ZM222 236V235H221ZM220 236V237H221ZM224 236H228V235H224ZM245 236V235H244ZM249 236V235H248ZM83 237V236H82ZM107 237V236H106ZM125 237V236H124ZM136 237V236H135ZM196 237H198V236H196ZM218 237V236H217ZM230 237V236H229ZM254 237H255V235H254ZM257 237V236H256ZM258 237H259V235H258ZM96 238V237H95ZM100 238V237H99ZM112 238H113V236H112ZM120 238V237H119ZM138 238V237H137ZM201 238V237H200ZM212 238V237H211ZM216 238V237H215ZM223 238V237H222ZM225 238V237H224ZM227 238V237H226ZM240 238V237H239ZM264 238V237H263ZM116 239V238H115ZM124 239V238H123ZM152 239H153V237H152ZM170 239V238H169ZM203 239V238H202ZM207 239H210V238H207ZM257 238H255V239H253V240H256ZM103 240V239H102ZM112 239H110V241H111ZM113 240H114V238H113ZM121 240V239H120ZM138 240V239H137ZM141 240V239H140ZM147 240V239H146ZM154 240L156 241V239L154 238ZM168 240V239H167ZM171 240V239H170ZM251 240V239H250ZM257 240H259V238L257 239ZM261 240V239H260ZM101 241V240H100ZM106 241H109V240H106ZM129 241V240H128ZM142 241V240H141ZM159 241V240H158ZM116 242V241H115ZM150 242V241H149ZM174 242V241H173ZM177 242V241H176ZM252 242H254V241H252ZM260 242V241H259ZM263 242H264V240H262V242H261V246H262V244H263ZM89 243H91V242H89ZM104 243H105V241H104ZM111 243H112V241H111ZM114 243V242H113ZM145 243H146V241H145ZM163 243V242H162ZM84 244H88V243H85L84 242ZM96 244V243H95ZM94 244V245H95ZM109 244V243H108ZM119 244V243H118ZM154 244V243H153ZM165 244V243H164ZM168 244H169V242H168ZM172 244V243H171ZM195 244V243H194ZM193 244V245H194ZM244 244V243H243ZM247 244V243H246ZM249 244V243H248ZM256 244H258V243H256ZM256 244H254V246L256 245ZM103 245V244H102ZM122 245V244H121ZM156 245H159V244H155V246H153V247H156ZM249 245H251V243L249 244ZM93 246V245H92ZM97 246V245H96ZM147 246V245H146ZM160 246H162V244L160 245ZM159 246V247H160ZM190 247H189V249L191 248V245H189ZM252 246V245H251ZM88 247V246H87ZM91 247V246H90ZM113 247H115V246H113ZM152 247V245L149 247V248H151ZM158 247V246H157ZM253 247V246H252ZM256 247V246H255ZM105 248V247H104ZM109 248V247H108ZM107 248V249H108ZM241 248H242V245H241ZM247 248H249V247H247ZM259 248V247H258ZM261 248V247H260ZM101 249H102V247H101ZM148 249V248H147ZM154 249H156V248H153V250ZM168 249V248H167ZM166 249V252L167 251H169V250H167ZM115 250V249H114ZM157 250V249H156ZM160 250V249H159ZM164 250V249H163ZM249 250H250V248H249ZM256 250H257V248H256ZM259 250V249H258ZM92 251V250H91ZM99 251V250H98ZM111 251V250H110ZM116 251V250H115ZM124 251H126V250H124ZM151 251H152V249H151ZM165 251V250H164ZM171 251V250H170ZM218 251V250H217ZM217 251H216V253H217ZM222 251H223V249H222ZM221 251V252H222ZM240 251H241V249H240ZM246 251V250H245ZM245 251L243 252V253H245ZM251 251V250H250ZM264 251V250H263ZM90 252V251H89ZM107 252V251H106ZM119 252V251H118ZM123 252V251H122ZM153 252V251H152ZM156 252V251H155ZM200 252V251H199ZM224 252V251H223ZM254 252V251H253ZM257 252V251H256ZM255 252V253H256ZM261 252H262V249H261ZM260 252V253H261ZM93 253V252H92ZM100 253V252H99ZM125 253V252H124ZM160 253V252H159ZM219 253V252H218ZM228 253V252H227ZM235 253H236V250H235ZM237 253H238V251H237ZM240 253V252H239ZM238 253V254H239ZM248 252L246 251V254H247ZM259 253V254H260ZM91 254V253H90ZM153 254H155L154 252H153ZM222 254V253H221ZM221 254H220V256H221ZM233 254V253H232ZM250 255L249 256H251V254H252V252H250L249 253ZM258 254V256H260ZM100 255V254H99ZM112 255V254H111ZM114 255H115V253H114ZM120 256H121V254H119ZM118 255V256H119ZM126 255V254H125ZM141 255V254H140ZM147 255L148 254H146V257H147ZM201 255V254H200ZM203 255V254H202ZM204 255H208V254H204ZM215 255V254H214ZM214 255H211L212 257L214 256ZM218 255V254H217ZM224 255V254H223ZM234 255H237V254H234ZM245 255V254H244ZM248 255V254H247ZM253 255V254H252ZM256 255V254H255ZM255 255H254V257H255ZM91 256V257H90ZM128 256H130V255H128ZM240 256V255H239ZM258 256H257V259L256 260H258ZM261 256H262V254H261ZM101 257V256H100ZM111 257H113V255L111 256ZM121 257H123V256H121ZM137 257V256H136ZM202 257V256H201ZM209 257V256H208ZM211 257V258H212ZM214 257H216V256H214ZM219 257V256H218ZM224 257H225V255H224ZM226 257H229V255L227 256L226 255ZM232 257H233V255H232ZM234 257H236V256H234ZM246 257V256H245ZM253 257V258H254ZM118 258V257H117ZM133 258H134V256H133ZM183 258V257H182ZM203 259L205 258V257H202ZM223 258V257H222ZM243 258V257H242ZM248 258V257H247ZM260 258V257H259ZM94 259H96V258H94ZM98 259H99V257H98ZM113 259V258H112ZM135 259V258H134ZM185 259V258H184ZM207 259V258H206ZM220 260H219V262L222 260L221 258H219ZM223 259H225V258H223ZM228 259H230V258H228ZM227 259V260H228ZM237 259V258H236ZM246 259V258H245ZM250 259H251V257H250ZM250 259H248V260H250ZM102 260V259H101ZM105 260H106V258H105ZM117 260V259H116ZM133 260V259H132ZM140 260V259H139ZM145 260H148V259H145ZM155 260V259H154ZM157 260H158V258H157ZM187 260H189V263H191L192 262V260H191V262H190V259H187ZM213 260V259H212ZM211 260V261H212ZM215 260V259H214ZM232 260H234V259H232ZM232 260H229V263H230V261H232ZM244 260V259H243ZM251 260H253V259H251ZM255 260V259H254ZM261 260V259H260ZM128 261V264H129V262H131L130 261V259L129 260H127ZM136 261V260H135ZM151 261H153V260H151ZM162 261H164V260H162ZM162 261H160V262H162ZM169 261V260H168ZM171 261V260H170ZM216 261V260H215ZM239 261V260H238ZM242 261V260H241ZM103 262V261H102ZM106 262H108V261H106ZM114 262H115V260H114ZM118 263H119V261H117ZM140 262H141V260H140ZM148 262V261H147ZM155 262V261H154ZM153 262V263H154ZM158 262H159V260H158ZM165 262V261H164ZM163 262V263H164ZM175 262V261H174ZM226 262V261H225ZM228 262V261H227ZM236 262H237V260H236ZM240 262V261H239ZM246 263H248V261H245ZM244 262V263H245ZM259 262V261H258ZM262 262V261H261ZM261 262H260V264H261ZM100 263V262H99ZM116 263V262H115ZM117 263V264H118ZM125 263V262H124ZM133 263V262H132ZM142 263H143V261H142ZM152 263V264H153ZM162 263V264H163ZM167 263V261L165 262V264ZM170 264L172 263V261L171 262H169ZM186 263H187V261H186ZM215 263V262H214ZM221 263V262H220ZM231 263H233V262H231ZM250 263V262H249ZM252 263V262H251ZM255 263V262H254ZM262 263H264V260H263V262ZM103 264V263H102ZM149 264H151V263H149ZM156 264H158V263H156ZM168 264V263H167ZM173 264V263H172ZM174 264H176V263H174ZM177 264H179V263H177ZM184 264V263H183ZM211 264H213V262L211 263ZM226 264V263H225ZM234 264H237V263H234ZM238 264H240V263H238ZM243 264V263H242ZM253 264V263H252Z\"/></svg>",
    "mask_w": 264,
    "mask_h": 264
}]
</instances>
